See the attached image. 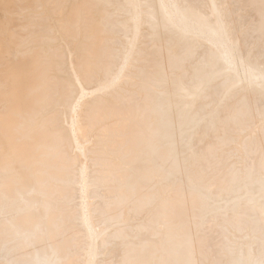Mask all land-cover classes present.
Here are the masks:
<instances>
[{
    "label": "rangeland",
    "instance_id": "obj_1",
    "mask_svg": "<svg viewBox=\"0 0 264 264\" xmlns=\"http://www.w3.org/2000/svg\"><path fill=\"white\" fill-rule=\"evenodd\" d=\"M8 1H9V7L11 6L10 9L13 8V12L15 9L19 10V11L15 10L18 14L16 12L14 13L15 15L17 14L15 19L18 18L17 21L20 23L19 24L20 27L19 26L17 27V29H19L18 31L20 32V33H17V37H19V34H22V35L26 34L25 37L20 35L24 38H22V42L20 43V45H21L20 46V52H19L20 54H18V56L23 55L24 53L26 55L28 54L27 56H29L31 54L33 55L34 52L39 51L38 53H36L34 55L37 56L39 54L38 55L39 57L37 56L36 60H38V59H39L38 61L41 60L40 61L41 63L40 62L38 63V61H37L38 64L36 63V64L32 65L33 63H32V61H30L31 62L30 66L32 65V67H33V68L31 67L32 72H31V70H29V69L28 70L30 71V74H31L34 72L33 70L36 68L35 73H36V71L37 72L39 71V73H36L38 76L41 75V72L43 70L42 75L44 77V82H45V85L50 88L49 89L50 92L45 96V98H47V100H44L42 102L41 106L39 105L41 107V108L39 107L40 110L38 109V111L40 113L36 114L37 113L36 112L33 115L34 117L32 116V118H34V122L32 121L33 119L31 118V116L28 115V118L29 117L31 118V120H29V123L32 124V125H30V124L29 125L31 128L33 127L31 130L32 131L36 130V131L35 132H31V130L26 131L25 129L29 128L28 123L26 121V120H28L26 115H27V113L29 114V112H27L26 115H24L22 117L23 119L20 118L21 120H18L19 119L18 117H20L22 114H24V112H22L24 110V108H22L23 109L22 110L20 108L21 106H18V104L22 105L24 102L28 101V99L33 96L34 91L31 92L33 94L29 93L28 94L29 96H26L25 94L23 96V93H21V91H19V89H16V87L17 88L19 87L21 90L22 87L18 86V85H21L19 83L20 82L19 80H22V78L19 75V77L21 79L18 80L19 77H17L16 79L14 78V80H13L12 77H16L18 75L17 73L20 74V72L18 70V63H20V61H22V59H18V57L17 58L13 57V55H12V57L14 59L12 57L11 58L13 59V61L18 59V63H16L17 61L13 62L11 59L9 60L6 57L2 59V60L6 59V60H4L5 62H3L0 59V79L2 78L3 80H1V82L3 81L5 83L4 84L3 82L2 83L0 82V89H1L0 91L5 92V94H6L5 96H3V98L4 97H5V99L8 98V100H6V102H4L5 99L2 98L3 103H5V104L2 103L3 105L1 104L2 101H0V105H1L0 106V116L2 115L1 117L5 118V120L3 118V121H6V123L11 121V119H12L11 115L12 116L13 115L18 116V117L13 116V118H17V120H18L15 123H14V121H11L14 124L11 122L7 123L8 125L9 124L13 125V126L10 125L9 127L7 126V124L5 122H2V120H1L2 123L0 122V124L1 125L3 123L4 124L2 126L0 125V128L2 127L0 129V131H2L4 129L3 127H5L7 132H14L16 134V132L19 129H22V130H19V131H21L19 133L22 135L23 130H25L24 133H26V134H23L25 136H22V137H23V140L27 139L26 140L27 142H30L33 135H35L37 132H39V130L42 128L45 130L47 129L46 131H47L48 135H47V133H45L46 138L47 137L49 138L50 133H52L53 135H55V134L57 135V136H55L56 138H54V139L51 138V140L56 139V141L58 142V144L56 143V148H54V151L52 152V154L55 152H58V156L56 158L62 157L61 158L62 161L60 163L61 166H59L58 171L60 172V174H62V175L66 174L69 177V181L64 185V187H63V185H60L57 183V185H60L59 187H63L65 189L64 196H66L61 202H58V205L61 207L62 211L67 215L65 222H67V221L70 222L69 223L70 229L72 230V228H75L77 226L76 227L77 232H78L77 239H76L74 244H72L71 242L69 243V245L71 246V249H73L74 253L72 252L71 254H72V257H74L73 260H75L76 264H85L86 263V260L89 257L85 253L86 251H89V254H91L90 260L92 263L94 262V264H108L107 262H110L109 264H155L156 261L158 264H161L160 263L161 261L163 262L162 264H164L165 262H166V264H168V263L179 264L180 261L182 263H185V264H187L188 261H189L188 264H208V263L211 264L210 262H212L214 264H219L220 261H223V264H225V262H226V264H231V263L234 264L235 262L233 261L234 262L233 263L232 259L235 260L237 258L236 260H238V258H240V257L244 258V259L248 258L249 259L248 264H251L252 261H253L252 262L253 264H263V262H264V231H261V233H260V229L258 228V226L261 223H264V222H262V221H264V218H263L264 215L261 214V216H260V215L255 214L254 210L252 209V206H253L252 203L254 204L253 201L264 196V194L262 193V192H264V189L262 188V187H264L263 186L264 183H261V182H264L263 177L261 178V175L264 176L263 175L264 174V167L261 166L262 165L261 162L264 163V158H263V156H264V153H263L264 152V125L262 124V123H264V99H260V95L256 94L254 89H249L248 87L246 88L245 83L244 84L240 83L235 88L233 86L227 85L229 83H230V85L232 84L231 82H229L230 77L228 75H226V78H225V76H222V78H220L219 73H218V71L220 70V64L217 61V59H213L215 57L212 53V50L210 49L211 47L207 46V44L205 45V43L203 44V41L201 43L200 40H197V41L193 40L188 35L185 38H183L184 36H182V34L179 31L176 32L177 30H174L175 28L170 27L171 24L164 22V20L161 19V18H163L162 13L157 8V4H155L156 3L155 0H142V2H143L142 10L147 9L146 10L147 13L143 10L144 13L146 14L145 15L146 17L144 16V13H142L144 16V18H142L143 19L142 23L145 21L144 24H146V25L148 24V25L146 26V25L142 24L143 26H146V27L142 26L141 27V29H143L142 31L140 29V33H142V34L141 35L139 34L138 39L141 38V40H138V41H140V43H138V41H137L138 44L136 45V47H137L136 50L138 49L139 51L137 50V53L135 52V54H134L135 56L134 57L132 56L133 59L130 60L131 64L129 63L131 66L128 67V65H127V67L125 69L126 71L124 70L125 72L123 74H125V75H123V76H125V77H123V76L122 77L126 78V79L124 81H123V79H120L122 81V82L119 81L120 83L118 82L120 84V88L118 87L117 84H116L117 88L115 85L109 86V84H110L109 80H111L113 75L117 72V69H118L117 66H119L118 64H121L123 56L125 55V52H127L126 48H128V46H129L128 44H130L129 43L131 41L130 38H132V37H130L131 35H129V34H132L131 33L132 28L130 29V27H131V23L134 19L133 18L134 16L132 13L133 9L131 8V6L128 7V5L130 4V3L128 4L129 1H127V0H125V1L124 0H101L102 2L99 0H91V1H89V0H44V1L43 0H16V1L8 0ZM11 1L13 4H11ZM108 1H109V3H108ZM223 1H224V6H225V11L227 8V13L225 15L232 22V23H230L231 27L229 24V22H230L229 20H227V21H229L227 23H228L229 27L232 29V32H234V36L239 38V46H241V48L239 47V49H240L241 53H243L245 56L248 57V55L251 53L249 51H252V53L255 51L254 54H252V53L250 54L249 58L250 59L254 58V60H255V57H256V60H258L257 62H259L261 65L262 64L264 65V19H262L264 16H261V14L262 15L264 14V0H259V1L255 0L253 9H251L250 7L253 6L252 2L254 0H251V1L244 0L243 2L244 3L246 2L245 4L242 2V0H240V1L239 0H223ZM122 2H124V3L122 4ZM125 2L128 5H126ZM192 2L195 5H197L199 11L202 14H206L208 16V13H209V15H210V8H209L207 0H192ZM238 2L239 3L242 2L241 6H243L242 4H244V7H246V8H242V7L238 6V5H240ZM256 2H259L258 4H260V5L258 6L257 4H255ZM236 3H237V5H236ZM77 4H79V6ZM155 5H156V7H155ZM234 5H235V7H234ZM40 6H42V7H40ZM144 6H146V7H144ZM230 6H231V9H230ZM255 6H256V8H255ZM260 6H262V7L260 8ZM6 7H8V6H6ZM258 7L260 9H258ZM101 8H102V10L100 11ZM103 8H105V9H103ZM150 8H152V9H150ZM208 8H209V10H208L209 12L207 11ZM233 8H237V9H233ZM248 8L251 11L248 10ZM88 9H89V11H88ZM96 9L97 10L99 9L98 10L99 12ZM155 9H156V11H155ZM238 9L240 11L242 10L241 13ZM243 9H245V10L243 11ZM255 9L259 10V12L257 13V10H255ZM7 10H9V9H7ZM118 10H120V11H118ZM157 10H159L160 12L159 11L157 12ZM230 10H232V11H230ZM4 11H5V14H3L4 16L6 14H9V15H11V14L8 13V11L6 12V8H5V10L3 9L2 11H0V13H1L0 14V29H1V31H0V37H1L0 38V44L5 49H7V47H5V46L8 45V43H9L8 41H10V40H8V38H10V39L14 38L13 36L16 35L17 29L15 26L18 25V22L16 23L17 25H15L16 21L14 22V20H13L14 24L11 22L10 19H9V21L11 23L6 21V20H8V18L14 19L15 15L13 14L14 16L11 15L9 17H8V15H6V17L4 18V16L2 15V12L4 13ZM25 11L26 12L28 11V12L26 13ZM238 11H239V13H238ZM248 11L250 13H246ZM155 12H156V14H154L155 16L153 17L152 13H155ZM231 12H232V14H231ZM243 12H245L247 15H245ZM235 13L239 14L240 18L237 17L238 15L235 16L236 15ZM242 13L244 16L242 15ZM65 14H67L68 16H65ZM97 14H98V17H97ZM248 14H249V16H248ZM258 14H260V15H258ZM28 15H30V16H28ZM76 15H77V19H76ZM149 15H151V16L149 17ZM156 15L157 16L159 15L158 18L160 19V21ZM233 16H235V17H233ZM250 16L252 18L249 19ZM254 16H257V17L255 18ZM231 17H233V19ZM1 18L2 19L4 18V19L2 20ZM58 18H60V19H58ZM53 19L55 20L54 22H53ZM129 19L132 21L131 22L128 21ZM48 20H49V22H48ZM73 20H75V21L73 22ZM97 20H99V21L96 22ZM161 20H163V21H161ZM238 20H239V22H238ZM241 20L243 22L245 20V23L240 24V22H242ZM248 20L249 21L251 20V21L249 22ZM260 20H262L263 23L260 22ZM32 21H33V23H32ZM52 22H53V26H52ZM95 22H96V24H95ZM234 22L237 24H235ZM254 22H255V24H254ZM165 23H167V24H165ZM11 24H13L14 26L13 25L11 26ZM24 24H25V26H24ZM150 24H151V26H150ZM158 24H159V26L160 25H162V26L159 27ZM97 25H98V27H97ZM119 25H121V26H119ZM122 25H124L125 27ZM163 25H164V27H163ZM246 25H249V27H251V28L249 29V27L248 26L246 27ZM156 26L158 27L157 29L154 28ZM165 26H167L168 28H165ZM12 27H14L15 28L14 30H16V31H14L15 34H13V32H12L13 31ZM53 27H55L56 29ZM24 28L26 30H24ZM149 28L152 31H150ZM20 29L22 31H20ZM158 29H160V32L159 31H157V32L160 34H158L156 32V30H158ZM162 29H164V30H162ZM166 29H169L170 31L166 30ZM9 30L11 31L10 34L8 33V32H10ZM56 30L58 32L60 30V33H58ZM235 30H236L237 34H235L236 33ZM238 30H239V32H238ZM4 31L5 32L7 31V32L5 33ZM53 31L55 32L54 34H53ZM242 31H244L245 33ZM22 32L23 33L25 32V33L23 34ZM172 32H173V35H172ZM249 33H250V35H249ZM56 34H58V35H56ZM65 34H66V36H65ZM246 34H247V36H246ZM151 35H153L155 37L152 38L153 36L150 37ZM179 35L181 36V39H178V38H180ZM160 36H162V37H160ZM250 36H253V37H250ZM145 37H147V38L145 39ZM187 37H189V38H187ZM58 38H61V39H58ZM101 38H102V41H101ZM123 38H124L126 43L124 42ZM126 38H127V40H126ZM142 38H143V40H142ZM255 38L257 41L256 40L254 41ZM154 39L156 40L155 43L153 42V41H155ZM157 39H161V40H158V42H157ZM260 39H261V41H260ZM128 40H130V41H128ZM45 41H47V42H45ZM60 41L61 42L64 41V43H61ZM192 41H194V42L191 43ZM151 42H153L154 44ZM160 42H163V43H160ZM186 42H188V43H186ZM241 42H242V44H241ZM67 43H69V44L67 45ZM22 44H23V46H22ZM73 44H74V46H73ZM78 44H79V46H78ZM126 44L128 45L127 47H126ZM141 44H144V45H141ZM176 44H178L179 46ZM199 44H201V45H199ZM252 44L255 46V48L250 47V48H253V49H250L249 46H252ZM189 46H191V47H189ZM65 47H67V48H65ZM73 47H74V50H73ZM173 47H174L175 52L173 50ZM176 48H178V49H176ZM203 48H204V50H203ZM248 48H249V50L247 51ZM97 49H98V54L96 52ZM199 50L202 52H200ZM69 51H72V52H69ZM73 51H75L76 53ZM155 51H156V53H154ZM68 52H69V55H68ZM246 52H248V53H246ZM71 53L73 55H70ZM202 53H203V55H202ZM74 54H76L75 57H74ZM185 54H186V56H185ZM197 54H199V55H197ZM206 54H207V57H206ZM155 55H156V59H154V61H152ZM68 56L69 57L71 56V58L69 59ZM207 58L209 61L207 60ZM67 59L71 61V67H69L70 65H68V64L70 63V61H68ZM205 59L209 63H211L212 60H214V62H212L213 64L218 62L215 65L218 66L219 68L216 66H213L212 63L210 65H209V63H208V65H206L207 62ZM85 60L87 63L89 73L91 74L87 78L81 77L82 75L80 72V62L85 61ZM138 60H140V61H138ZM261 61H262V63H261ZM11 62L15 63V65L16 64L17 65L14 66V64H12ZM9 63H11L14 68H12V65L10 64L11 65L10 66ZM5 64L8 65V66L7 65L6 66L9 69L5 66ZM152 64H153V68L155 65L154 73H148L147 74L148 71L153 70ZM40 66H41V68H40ZM136 66H138V67H136ZM38 67L40 69H37ZM4 68L7 70L5 71ZM71 68H73L74 70H72ZM127 68H129V70ZM201 68H202V70H201ZM211 68H213V73H212ZM214 68H216L215 72L217 71V73L214 72ZM14 69H16V70H14ZM26 69H27V67H26ZM8 70H12L15 73L14 74L11 71H9V72H11V74H13V76L10 78H9L10 75H7V74H9V73H7ZM15 71H18V72H15ZM76 71H77V73H76ZM205 71H207L208 73L210 71L212 73V74L209 73L210 76L215 75L214 79L220 78V80L215 79V81H214L213 76L210 77L208 75V73ZM4 72H6L7 74H5ZM63 72H65V73H63ZM78 72L80 73L81 76H79ZM199 72H201V74ZM3 73H4V75H3ZM74 73H76L78 75V77H80L79 79H80L81 84L88 87L89 89H96V88L100 87L98 90H96V92L97 91L99 92V90L101 89L102 83L104 85H106V84L108 85L107 86L108 88L106 89L107 92L106 91L102 92L103 87L106 88L105 86H103L102 90H100V94L98 92H97L98 95L96 94V92H95V94L93 93L94 99L89 96V97H87L89 99L86 98L87 100L84 98L83 102H86V103H83V102L80 103L82 110L79 109V111L82 113L79 112V115H80L79 117L83 121L81 123L83 128H82V131L80 132L81 135L78 134L79 137L81 136L80 139L77 135L78 140H80L81 144L84 143L85 144L84 146L88 145V147L89 146L91 147V148L86 147V149H85L86 154L84 153V156H80V159H82L84 161L85 158L87 159V157H89L87 160H85L87 162H84V163H87V164H85V167L88 169L87 170L88 172L86 171L87 172L86 177L88 178V176L90 175L89 178L87 179V181L89 183V189H90L89 202H90V204H92L91 205L92 207L90 206L89 208H91L90 211L92 212V217H93V218L91 217V219H94L91 221L95 224V227L97 230V235H98L97 240L99 239L98 243H94L95 240H93V242H92L91 240L86 238V235H85L86 231L84 230V227L78 225V223H80V221H81L79 219V217L81 216V205H80V203H81L80 198L81 197L79 194L80 193V190H79L80 185L78 186L77 184L78 183L81 184V182H80L81 181L80 180L81 179L80 178L81 172L79 171V169H81L82 163H79L80 159L78 157H79L80 153L79 152L75 153V151H77V150H75V148L73 147L72 141H71V136L68 132V126H69L68 123L70 121L71 110H72L71 108H73L74 104L76 103L77 97L80 95V92H78V91H80L78 88L80 86H78L79 83L76 82V80L74 79V77H75ZM176 73L179 74L180 77L179 76L176 77L177 76ZM205 73H207V74L205 75ZM190 74L192 75V77ZM195 74L199 75V77ZM216 74H218L217 77H216ZM1 75L8 76V79H7V77L3 78ZM126 75L130 78L126 77ZM146 75H149V76H146ZM193 75H195V76H193ZM207 76H209V77H207ZM176 78L177 79L180 78V84L182 86H180V84L178 83L179 79L177 80ZM208 78H211V79H208ZM129 79H131L130 82H129ZM161 79H162V81H161ZM165 79H166V81H165ZM204 79L205 80L208 79L209 81L207 80V83H205L206 81ZM212 79H213V81H212ZM226 79L229 80L228 83H225V82H227ZM172 80H174V81H172ZM183 80H184V82H183ZM216 80H218V81H216ZM221 80L223 81L224 84H222ZM132 81H133V83H132ZM134 81H135V83H134ZM169 81H170V83H169ZM202 81H204V82L201 83ZM141 82H143V84ZM158 82H160L161 85ZM208 82L210 84L209 86H208ZM156 83H158L160 86ZM204 83H205L207 89L203 87V86H205ZM190 84H192V85H190ZM199 84L203 85V86L200 85V87L202 86L203 89L201 88L199 90L200 87L197 88V86H199ZM221 84H222V86H221ZM147 85H149V86H147ZM177 85L180 86V88ZM189 85H190V87H189ZM239 85L241 86L240 88L238 87ZM220 86L225 87V88L223 89ZM12 87H14V88H12ZM149 87H151L152 89ZM183 87H186V88H183ZM230 87H231V89H230ZM8 88H9V90H7ZM110 88H111V90L108 91V89H110ZM112 88H113V90H112ZM177 88H178V90H177ZM188 88H189V91L194 90V91H196V93L198 92L197 96L199 98H196L195 96H194L195 98L191 97L190 99H193V100H190V102H189L188 97H183V96H186L187 93L185 95V93L182 92L183 91L182 89H184V92H186L188 90ZM194 88H197L199 91L197 89L195 90ZM159 89H161V90L163 89L162 91L164 93L170 92L169 93L170 96H168V94H163V92L162 91L160 92ZM233 89H236V90H234V92H233ZM14 90H16V91H14ZM155 90L159 91L160 93L156 92ZM164 90H166V91H164ZM176 90H177V93L180 90V92L183 94H181L179 92L178 93L179 95H178L177 93H175ZM8 91H13V92L19 91L18 95H20V93H21L22 98H21V96H20V99L18 98L19 96L15 97L17 95L15 93H12V92H9L11 96L7 95ZM201 91H202V94L205 92V94H204L205 96H203L201 94ZM101 92H102V94H101ZM199 92H200V94H199ZM224 92L227 96L232 95V98L228 99L229 101L227 100L228 97H226ZM103 93H105V94H103ZM13 94H14V96H13ZM241 94H242V96H241ZM160 95H163V96H160ZM233 95H234V97H233ZM6 96H7V98H6ZM12 96L14 99L13 103L11 101ZM175 96H179V97H177V100L175 99L176 98ZM250 96H251V98H250ZM1 97H2V95H1ZM59 97H61L62 99ZM162 97L165 99H163ZM222 97H226V98H222ZM101 98L102 99L105 98L107 100V107H108L109 111L107 113H106V111H100V113L99 112L96 113L97 117L95 116V117L91 118L92 122L86 123V121H85L87 119L86 115L88 114L87 112L90 109V106L94 105L93 103H95L97 100H99ZM184 98H186V99H184ZM15 99L16 100L19 99V101L18 100L16 101ZM182 99H183V102H182ZM194 99L196 100V102H194ZM198 99L200 101H197ZM221 99L223 101H221ZM247 99H248V101H247ZM20 100H22V101H20ZM185 100H187V101L184 102ZM15 101H16V103L18 102L16 104L17 107L15 106ZM103 101H101V102H103ZM191 101H192V103H191ZM19 102H21V103H19ZM188 102L191 105L195 104L196 109L194 106L193 107L191 105L187 106V105H189ZM220 102L222 103L221 105H220ZM46 103H47V105H46ZM152 103H157L159 105V110H161V111H163V109L166 108L168 110L169 116L172 118L171 120L169 119L170 120L169 126H171V127H168L170 129V132L172 131V133L169 132V136H168L169 138L167 139V141L165 143L167 147L171 143L170 144L171 149L169 147L168 148L171 150L172 154L169 155V157L171 156L170 159L168 157H167V159L165 157L164 158L162 157L164 160L168 161V164L166 163V161H163L162 159H160L161 155L159 157V155L157 153L152 151L151 146L154 145L156 142H158V140L161 139L160 134L158 132H155V130L153 129L155 127V125H154L155 122L158 120L157 119L158 115H156V111H154V113H155L154 114L153 111H151L150 109L146 110V108L150 107ZM83 104H84V106H83ZM98 105H99V102H98ZM170 105H172V106L170 107ZM212 105H213V107H212ZM216 105H218L219 110H217V108H215ZM223 105L224 106L226 105L225 108L223 107ZM24 106L25 105H22V107H24ZM48 106L50 108H48ZM9 107L14 109V111L12 109H10ZM13 107H16V109H18L16 115H15V113L11 114V111L16 112L15 111L16 109ZM57 107H59V108H57ZM182 107H183V109L181 110ZM186 107L191 108V109H189L190 113H188V114L186 113L188 111ZM210 107H212V108L210 109ZM244 107H245V109H244ZM20 109H21V111H20ZM200 109H201V111H198ZM230 109H231V112H230ZM111 110H114L115 112L111 113ZM195 110H196V112H195ZM3 111H4V113H3ZM18 111L20 113L22 112L20 116H19ZM42 111H44V112H42ZM182 112H184V113H182ZM206 112H209V113L211 112L210 114H213V112H214V114L210 115L208 113L209 114L208 115ZM205 113H206V115H205ZM7 114H10L9 115L10 121L8 120ZM183 114H184V116H183ZM46 115H47V117H46ZM68 115H70V116H68ZM215 115L220 116V119L218 117V120H217V117ZM37 116H38V118H37ZM251 116H254L255 118L251 117ZM25 117L27 119H25ZM44 117H45V119H44ZM174 117H176V118H174ZM184 117H187L186 120ZM207 117H208V119H206ZM211 117H213V118H211ZM41 118H42V120H40ZM12 120H15V119H12ZM23 120L26 122L24 123ZM199 120H200V122H199ZM20 121L23 124H20L21 123ZM45 121H46V124H45ZM205 121H206V123H205ZM211 121H213V122L215 121V124L213 122L211 123ZM64 122H67V124H65ZM180 122H182V123H180ZM196 122H197V124H196ZM37 123H39V124H37ZM200 123H202V124H200ZM258 123H259V125H258ZM5 124H6V126H5ZM16 124L18 125V127ZM24 124L28 128L23 126ZM198 124H200V127ZM44 125L45 126L49 125V126L48 127L46 126L47 127L46 128ZM197 125H198L199 130L202 132V135L200 134L201 132L196 131V130H198L196 128ZM214 125L218 126L219 128H216V126H215V128H213V131L215 129L216 130L213 133V131H211V130H212V127H214ZM14 126H16L18 129ZM24 127H25V129H23ZM179 127H181V129ZM190 127L193 129H190V131H189L188 129ZM210 127H211V129H210ZM54 128L56 129L55 132H54ZM172 128H173V130H172ZM14 129L16 131H14ZM83 129H86V130H83ZM202 130L204 131V133ZM93 131H94V134H93ZM130 131H135V132H138L140 134L141 139L139 141V149L141 150V152H139V153H141V155H138V153L136 154V152L132 151L129 147L128 135H129ZM150 131H151V133H150ZM218 131H219V133H218ZM253 131H254V134H253ZM3 132L4 131H2L0 133L4 136L7 132H4L5 134H3ZM27 132H30L29 133L30 138L27 137V136H29L27 134ZM190 132L192 133V135H190L191 134ZM216 132H217V135H215ZM246 132H248V134ZM250 132H252V136H251ZM31 133H33V134L31 135ZM83 133L86 135H84ZM193 133L195 136L196 135L197 136L199 135V136L198 137L196 136L197 137L196 138L193 135ZM1 134H0V140L2 141V139H3L5 141V138L6 137L8 138L10 133L9 134L7 133L5 138H2L3 136ZM20 134H17L19 139L22 138ZM167 135L168 134H166V136ZM247 135H249V136L247 137ZM13 136H15L16 138ZM17 136L13 134L12 136L10 135V137H9L10 139L8 138L11 142H13L12 145L10 142V144L8 145L9 147L7 146V148H9L10 150L7 149L6 147H5L6 150L4 148V145L6 146L9 142L8 139H7V141H5V144L2 141L1 145H0V149H1L2 143L4 144L2 146L3 148L1 149V150L4 149L3 150L4 152H2L0 150L1 155L4 153L3 156L0 155V157H3V158H0L1 159L0 161L1 162L6 161L7 163L6 162L5 163L8 166V167L5 166L6 164L4 162H2L0 164V167H1L0 171L4 168V166L6 167V169H8V171L6 169H4V171H1L0 173L4 174L6 176L8 174H11L10 175L11 177L9 175L6 177V179H8V177H9V180L11 182L9 184L11 187L8 186L10 188V195H12V193L14 192L13 189L19 184V183H16L15 180H17L19 182V178L21 176H23V174H24V173L21 174V172H25V170H23V167L25 169H27V167H25V166H28V168L30 169V170L29 169L27 170L28 174L34 172V170H35L34 167H32L33 165L28 163L29 159L26 158V155L29 156V154H30V150H28L29 143L27 146V142H25V141L23 142L22 139L19 140L17 138ZM120 136H121V138H119ZM186 136H188V137H186ZM11 137H13V139L14 138L15 139L11 140ZM236 137H239L241 139L236 138ZM234 138H235V140L236 139H239V140L235 141ZM246 138L249 141L245 140ZM259 138H261V139L259 140ZM88 139H90V140L88 141ZM91 139H93V141H91ZM183 139L185 140V142H187V144L184 142ZM44 140H45V138H44ZM207 140H208L209 144H208ZM90 141H91V143H90ZM21 142L23 145L25 143L24 146L26 148L24 146H22V148H21L20 145H18V144H21ZM188 142H189V145L193 148L188 146ZM258 142H261V144ZM92 143H94V144H92ZM191 143H192V145H191ZM233 143L235 145H237L238 147L234 146ZM256 143L258 145H256ZM14 144L18 145V146L16 145L17 150H16V148H15L16 146H14ZM185 145H186V147H185ZM259 145L262 146V148L259 147ZM12 146H14L13 152L17 153V155L15 153L16 156H14V158L16 157L15 160H14V158H13V160H12V158H10L11 156L14 155V153L10 154L12 152V150H11ZM19 147H20V149H19ZM103 147H105L106 151ZM239 147H241V148H239ZM254 147H256V149ZM258 147H259V149H258ZM14 148L16 151L14 150ZM65 148H66V150H65ZM21 149H22V151H20ZM186 149H188V150H186ZM257 149L259 151H257ZM24 150H25V152H24L25 153V160L23 159V157H24L23 151ZM26 150H28L29 152H27ZM189 150L190 151L192 150V154L194 155V157L189 152ZM237 150H238V152H237ZM260 150L263 154L262 155L263 159H260V157H261ZM69 151H70V153H69ZM7 152L10 155H6ZM18 153H23L22 154L23 157H20V154H18ZM71 153H75V155L74 154L72 155ZM183 153H184V155H183ZM220 154L221 155L223 154V155L221 156ZM255 154H258V155L260 154V156L255 155ZM5 155L7 157L9 156L10 159L9 158L8 159L10 161L12 160L13 162L14 161L16 162L17 160L20 159L16 163L14 162V164L19 165L20 168L17 167V165H13L11 162L10 163L13 166L12 165L9 166V164H8L9 160H7V158H4ZM128 155H129V157H128ZM122 156L124 157V159ZM125 156H126V158H125ZM253 157L255 159L258 158L259 160L258 159L255 160ZM21 159H22V161H21ZM82 160H81V162H83ZM161 160L164 163H162ZM192 160H194V161L192 162ZM257 160H258V163H257ZM241 161H243V162H241ZM116 162H118V163H116ZM214 162H216V163L214 164ZM21 163H22L23 167H22V165H20ZM107 164L109 166H107ZM111 164H112V166H111ZM126 164H128V165H126ZM190 164H192V166ZM1 165H4V166H1ZM122 165H124V166H122ZM189 165L191 166V168L194 171L191 170ZM14 166H16L17 168ZM78 166H80V167H78ZM104 166H106V167H104ZM116 166H118V167H116ZM164 166H165V168H163ZM129 167L131 168V170ZM187 167H188V169L190 168V171L187 169ZM251 167H253V168H251ZM18 168L21 169V172L17 171ZM117 168H118V170H116ZM133 168H134V170H133ZM227 169H228V171H227ZM103 171H104L105 175H104ZM113 171H114V174L111 175L110 173L111 172L113 173ZM119 171L121 172L122 180L120 179L121 177H120ZM165 171H166V173H164ZM186 171L189 173H187ZM3 172H5V173H3ZM144 172H146V173H144ZM193 173H195L196 174L195 176H197V177H195ZM144 174H145V176H144ZM16 175L19 177H17ZM160 175H161V177H160ZM256 175L259 179L256 177ZM112 177H114L116 179V182H115V179ZM130 177H132V178H130ZM146 177H147V179H146ZM194 177L197 179V182H196V179ZM251 177L253 178V181H252ZM78 178H79V180H78ZM168 178H169V180H168ZM260 178H261V181H260ZM148 179H150V181ZM178 179H179V181H178ZM241 179H242V181H241ZM256 179H257V181H256ZM144 180L148 181L150 183L148 184V183L144 182ZM174 180H176V181H174ZM243 181L245 182L246 185L243 183ZM258 181H260V182H258ZM2 182H4V179ZM2 182L0 181V183H2ZM103 182H105V183H103ZM120 182H123V183H120ZM174 182L176 184H174ZM239 183H240V185L242 184V186H240ZM251 183H253V184H251ZM115 184H116V186H115ZM119 184H120V187L118 186ZM143 184H145L144 187H142ZM193 184L196 187L192 186ZM148 187H150V188H148ZM191 187H193V188L191 189ZM240 187H242V188H240ZM246 187H247V189H246ZM1 188H0V190H1ZM99 188H101V189H99ZM143 188H144V190H143ZM188 188H189V191H188ZM243 188H245V189H243ZM102 189H104V190H102ZM148 189H151L150 190L151 192ZM237 189H238V191H237ZM126 190H127V192H126ZM198 190H199V192H198ZM254 190H257V191L255 192ZM147 191L150 194H148ZM245 191H246V193H245ZM257 192H258V194L261 193L262 196H258ZM119 193H121V194H119ZM254 193H256V194H254ZM246 194H248V195L246 196ZM145 195H147L148 198L145 197ZM219 195L220 196L222 195L221 196L222 198ZM218 196H219V199H218ZM254 196H256V198ZM248 197H250V198H248ZM166 199H167V202H166ZM220 199H222V200H220ZM226 199H228V200H226ZM237 200H238V202H237ZM30 202H33V204ZM117 202L120 204H118ZM225 202H227V203H225ZM121 203L124 205L121 206ZM1 204H2V202L0 201V218H1L0 224L1 225L4 222L6 223L7 221H9L11 219V214H13L16 210H19V208H23L25 211L40 210L42 212L43 218L46 219L47 213L44 212V209L46 208V206H47V209L50 207L48 203L41 202L40 200L33 199V198L27 199V201L22 202V204H20L18 206H15V204H13V203H11V206L9 205L10 207L9 206L6 207L4 205L1 206ZM102 204L104 205V208L106 209L105 212H103V213H104V215L105 214L106 215L104 218L99 220L97 215H96V212H95L97 210V209H95L96 208L95 206H99V205L101 206ZM117 206H121V207L119 208ZM206 206H208V207H206ZM248 208L249 209L251 208L250 209V211H251L250 217L251 218L249 217L250 221H248V218H247L250 215V213H249L250 211ZM229 209H231L232 212ZM148 211H149V213H148ZM190 211H192V212H190ZM213 212H215L216 214L214 215ZM145 213H147L148 215ZM231 213H233V214H231ZM202 214H206V215H202ZM124 215H126V219H124ZM144 215L148 219L145 218ZM262 215H263V217H262ZM20 216L21 215H19V217ZM209 216L211 218H214V217L215 218L211 219ZM242 216L245 220L248 221V223H245L247 221H245V220L243 221V218H240ZM245 216H246V218H245ZM153 217H154V220H153ZM151 219L154 221V223L151 222ZM209 219H211V220H209ZM131 220H134V221H131ZM231 220H233V221H231ZM202 222H203V224H202ZM210 223H211V225L209 226ZM244 223L246 224V226H248V230H247V227L245 226ZM143 224H145V226ZM192 224H195V225H192ZM158 225H160V226H158ZM124 226L126 228L129 227L128 228L129 230L127 229V231H126ZM161 226H162V228H160ZM144 228H145V230H143ZM156 228H159V229L157 230ZM3 229H2V227L0 228V245H1L0 246V264L1 263H3V264L12 263L13 260L15 261L17 259L18 260L24 259V256L26 255L23 253L24 251H28V253H33L35 249H38V247H40L42 245L45 246L44 249L48 254V255L46 254L45 258L42 259V261H41L42 263H53L52 260L54 258L56 261H59V262L61 261L60 260V258H62L61 253L57 254L58 258H56V254L51 253L53 251V249L50 247V241L49 240L44 241L42 243V245L41 244L33 245L32 241H31L32 238H29L30 235H33L32 233H30L29 235H25L23 239H20L22 232L19 228L13 229L12 227H10L6 231H3ZM153 229H155L157 231V233H155V230L153 231ZM176 229H177V231H176ZM164 230H166V232ZM194 231H195V233H194ZM230 231H232V232H230ZM238 231H239V233H238ZM250 231H252V232H250ZM112 232H120V235L109 239L108 235ZM143 233H144V235H142ZM243 233H244V235H243ZM155 235H157L160 238H158ZM249 235L251 236V238H249L250 237ZM8 236H10V237L7 238ZM144 236H145V238H144ZM156 237L158 239H156ZM163 238H165V240ZM221 238H223V239H221ZM101 239H103V240L101 241ZM97 240H96V242H97ZM243 240L244 241L246 240L245 241L246 244H245V242H242ZM249 240L251 242L253 241L252 244L250 243ZM151 241L154 243H152ZM165 241H168V242L164 243ZM21 242H27V244L24 245L25 247L21 248V246H20ZM156 242H158V243L155 244ZM234 242L236 244L238 242V244L236 245ZM125 243H126V245H125ZM130 243H132V244H130ZM163 243H164V246H166V247L163 246ZM241 243H242V245H241ZM247 243H249L248 246H247ZM133 244H135V245H133ZM143 244H145V245H143ZM187 244L189 246L188 252L186 253V255L185 254L182 255L181 251L179 249L183 245H187ZM112 245H114V246H112ZM139 245H141V246H139ZM149 245H150V247H149ZM154 245H155V247H154ZM86 246H87V248H86ZM92 246H93V249H91ZM146 246H148V247H146ZM241 246H243V247H241ZM244 246H247L248 248L244 247ZM145 247L147 249H150V251L146 250ZM109 248H111L113 252ZM154 248H155V250H153ZM159 248H162V249L159 250ZM132 249H133V251H132ZM164 250L167 251V253ZM170 250H172L173 252L171 251V253L169 254L168 252H170ZM206 250H207V252H206ZM262 250H263V252H262ZM211 252L215 253V254H212L213 257L210 254ZM246 252L247 253L249 252L248 254H250V255L248 256V254ZM252 252H253V254H252ZM172 253H174V255L177 256V258H175ZM110 254H111V256H110ZM167 254H169L171 256V258ZM150 255H153V256H150ZM210 255H211L212 260L210 259ZM230 256H231V258H230ZM183 257H185V258L183 259ZM228 257H229V259H226ZM108 258H110V259L108 260ZM151 258L152 259L154 258V259L152 260ZM230 259H231V261L229 262ZM250 259H251V261H250ZM106 260H108V261H106ZM194 260H195V262H193ZM218 260H219V262H218ZM142 261H143V263H142ZM258 261H260L262 263H257ZM111 262H114V263H111ZM31 263H32V261H31ZM61 263L67 264V263H63V260ZM220 263H222V262H220Z\"/></svg>",
    "mask_w": 264,
    "mask_h": 264
},
{
    "label": "bare ground",
    "instance_id": "obj_2",
    "mask_svg": "<svg viewBox=\"0 0 264 264\" xmlns=\"http://www.w3.org/2000/svg\"><path fill=\"white\" fill-rule=\"evenodd\" d=\"M14 1H16V0H14ZM44 1V0H43ZM89 1H91V0H89ZM88 1V2H89ZM99 1H101V0H99ZM125 1V0H124ZM127 1H129L128 2V4H126V2ZM126 2H125V4L126 5H128V7H130L131 6V8L133 9V11H132V13H133V21L132 20H128V21H132V23H131V27H130V29L132 30V34H129V35H131L130 37H132V38H130L131 39V41L130 40H128V41H130L129 43L130 44H126V47L128 46V48H126L127 49V52H125V55L123 56V59H122V61H121V64H118L119 66H117V72L113 75V77H112V79L111 80H109L110 81V84H109V86L110 85H115L116 86V88H117V85H118V87L120 88V82L119 81H121L120 79H123V81L126 79V78H123V77H125V76H123V75H125V74H123L126 70V67H127V65H128V67L129 66H131L130 64V60L131 59H133V57L135 56L134 54H135V52L137 53V50H136V45L138 44V43H140V41H138V40H141V38L140 39H138V37H139V34L141 35L142 33H140V29H141V27L143 26V25H146V24H144V22L142 23V18H144V16L146 15L145 13H144V11L146 12V10H142V4H143V2H142V0H127ZM208 1V5H209V8H210V15H209V13H208V16L206 15V14H202L200 11H199V9H198V7H197V5H195L193 2H192V0H155V4H157V8L161 11V13H162V17L163 18H161V19H163L164 20V22H167V23H169V24H171L170 25V27H173V28H175L174 30H177L176 32H180L181 34H182V36H184L183 38H185L187 35L188 36H190L193 40H195V41H197V40H200L201 41V43H202V41H203V44L205 43V45L207 44V46H210L211 48V50H212V53H213V55H214V57L215 58H213V59H217V61L219 62V64H220V70L218 69L219 67L218 66H216L215 64L216 63H218V62H216L215 64H213L212 62H214V60H212V65L213 66H216V67H218L217 69L219 70L218 71V73H219V76H220V78H222V76H225V78H226V75H228L230 78V81L229 80H227V82H225V83H228V81L229 82H231L232 84L230 85V83L229 84H227V85H229V86H233L234 88L235 87H237V85L238 84H240V83H245V86H246V88L248 87L249 89H254L255 90V93L256 94H259L260 95V99H264V65L262 66L259 62H257L258 60H256V57H255V60H254V58L253 59H250L249 57H250V54L252 53V51H249V52H251L249 55H248V57L247 56H245L243 53H241V51H240V49H239V47L241 48V46H239V38H237V37H235L234 36V32H232V29L230 28L231 27V24L230 23H232L231 22V20H229V18L228 17H226V13H227V8H226V11H225V6H224V1L223 0H207ZM240 1V0H239ZM244 0H242V2H243ZM248 1H251V0H248ZM257 1V0H256ZM259 1V0H258ZM6 2V3H5ZM29 2V1H28ZM31 2V1H30ZM64 2V1H63ZM62 2V3H63ZM77 2V1H76ZM87 2V3H88ZM95 2V1H94ZM102 2V1H101ZM100 2V3H101ZM114 2V1H113ZM234 2V1H233ZM232 2V3H233ZM241 2V3H242ZM254 2H255V0L252 2V4H253V6L252 7H250L251 9H253V7H254ZM24 3V2H23ZM26 3V2H25ZM107 3V2H106ZM108 3H109V1H108ZM124 2H122V4H123ZM226 3V2H225ZM239 3V2H238ZM241 3H239L240 5H238V6H240V7H242V8H246V7H244V4L246 3H244V4H242L243 6H241ZM249 3V2H248ZM259 2H256L255 4H257L258 6L260 5V4H258ZM11 4H13L12 3V1H11ZM17 4V3H16ZM28 4V3H27ZM41 4V3H40ZM76 4V3H75ZM118 4V3H117ZM121 4V5H122ZM146 4V3H145ZM144 4V5H145ZM198 4V3H197ZM24 5V4H23ZM34 5V4H33ZM78 6H79V4H77ZM82 5V4H81ZM80 5V6H81ZM88 5V4H87ZM96 5V4H95ZM119 5V4H118ZM120 5V6H121ZM147 5V4H146ZM230 5V4H229ZM236 5H237V3H236ZM262 5V4H261ZM6 6H8L9 7V1L8 0H0V11H2L3 9L5 10V8H6V12L8 11V13H10L11 15H13L18 9H15L14 10V12H13V8L12 9H10L11 8V6L8 8V7H6ZM39 6V5H38ZM84 6V5H83ZM100 6V5H99ZM116 6V5H115ZM148 6V5H147ZM40 7H42V6H40ZM73 7V6H72ZM76 7V6H75ZM107 7V6H106ZM127 7V6H126ZM144 7H146V6H144ZM155 7H156V5H155ZM234 7H235V5H234ZM237 7V6H236ZM262 6H260V8H261ZM3 8V9H2ZM15 8V7H14ZM99 8V7H98ZM109 8V7H108ZM209 8L207 9V11L209 10ZM238 8V7H237ZM237 8H233V9H237ZM255 8H256V6H255ZM259 7H258V9H260ZM7 9H9V10H7ZM103 9H105V8H103ZM116 9V8H115ZM150 9H152V8H150ZM230 9H231V6H230ZM97 10V9H96ZM99 10V9H98ZM97 10V11H98ZM102 10V8L100 9V11ZM121 10V9H120ZM120 10H118V11H120ZM123 10V9H122ZM127 10V9H126ZM154 10V9H153ZM159 10H157V12L159 11ZM204 10V9H203ZM239 10V9H238ZM245 9H243V11H244ZM248 10H250L249 8H248ZM255 10H257V9H255ZM19 11V10H18ZM35 11V10H34ZM61 11V10H60ZM88 11H89V9H88ZM143 11V12H142ZM155 11H156V9H155ZM159 11V12H160ZM230 11H232V10H230ZM234 11V10H233ZM240 11V10H239ZM239 11H238V13H239ZM242 11V10H241ZM241 11H240V13H241ZM247 11V10H246ZM251 11V10H250ZM262 11V10H261ZM26 12V11H25ZM28 12V11H27ZM26 12V13H27ZM47 12V11H46ZM99 12V11H98ZM122 12V11H121ZM209 12V11H208ZM259 12V10H257V13ZM17 13V12H16ZM32 13V12H31ZM68 13V12H67ZM89 13V12H88ZM123 13V12H122ZM142 13H144V16H143V14ZM147 13V12H146ZM245 15H247L246 13H250L249 11L248 12H243ZM243 13H242V15H243ZM1 14V13H0ZM3 14H5V11H4V13L2 12V15ZM18 14V13H17ZM16 14V15H17ZM48 14V13H47ZM153 14V17L155 16L154 14H156V12L155 13H152ZM231 14H232V12H231ZM236 14V13H235ZM261 14V13H260ZM260 14H258V15H260ZM6 15H8V17L9 16H11V15H9V14H6ZM6 15L4 16V18L6 17ZM15 15V14H14ZM13 15V16H14ZM16 15L14 16V19L13 18H8V20H6V21H8V22H10L9 21V19L11 20V22L13 23V20H14V22H15V25H17L16 23L18 22L17 21V19L18 18H16L15 19V17H16ZM123 15V14H122ZM206 15V16H205ZM238 15V16H237ZM241 15V14H240ZM251 15V14H250ZM254 15V14H253ZM12 16V17H13ZM28 16H30V15H28ZM65 16H68L67 14H65ZM73 16V15H72ZM71 16V17H72ZM151 15H149V17H150ZM157 16V15H156ZM159 16V15H158ZM158 16H157V18H158ZM235 16H237V17H239V14H236ZM235 16H233V17H235ZM244 16V15H243ZM248 16H249V14H248ZM261 16H264V14L262 15L261 14ZM64 17V16H63ZM97 17H98V14H97ZM146 17V16H145ZM233 17H231L232 19H233ZM236 17V18H237ZM246 17V16H245ZM244 17V18H245ZM255 18L257 17V16H254ZM3 18V19H4ZM51 18V17H50ZM61 18V17H60ZM60 18H58V19H60ZM228 18V19H227ZM240 18V17H239ZM250 18H252L251 16L249 17V19ZM254 18V19H255ZM2 19V18H1ZM2 19V20H3ZM72 19V18H71ZM76 19H77V15H76ZM91 19V18H90ZM119 19V18H118ZM132 19V18H131ZM159 19V18H158ZM262 19H264V17L262 18ZM163 20H161V21H163ZM227 20H229V21H227ZM243 20V19H242ZM241 20V21H242ZM5 21V20H4ZM41 21V20H40ZM55 20L53 19V22H54ZM71 21V20H70ZM75 20H73V22H74ZM99 20H97L96 22H98ZM115 21V20H114ZM127 21V22H128ZM158 21V20H157ZM159 21H160V19H159ZM158 21V22H159ZM249 21V20H248ZM251 21V20H250ZM249 21V22H250ZM10 22V23H11ZM38 22V21H37ZM48 22H49V20H48ZM53 22H52V26H53ZM96 22H95V24H96ZM227 22H229V24H230V27H229V25H228V23ZM236 22V21H235ZM234 22V23H235ZM238 22H239V20H238ZM260 22H262V20H260ZM27 23V22H26ZM32 23H33V21H32ZM78 23V22H77ZM84 23V22H83ZM126 23V22H125ZM160 23V22H159ZM167 23H165V24H167ZM243 24V23H245V20H244V22L242 21V22H240V24ZM263 23V22H262ZM5 24V23H4ZM14 24V23H13ZM13 24H11V26L13 25ZM19 22H18V25L17 26H15L16 27V29H17V27L19 26ZM46 24V23H45ZM44 24V25H45ZM60 24V23H59ZM98 24V23H97ZM143 24V25H142ZM235 24H237V23H235ZM254 24H255V22H254ZM7 25V24H6ZM64 25V24H63ZM79 25V24H78ZM148 25V24H147ZM146 25V26H147ZM262 25V24H261ZM14 26V25H13ZM24 26H25V24H24ZM32 26V25H31ZM43 26V25H42ZM55 26V25H54ZM71 26V25H70ZM73 26V25H72ZM119 26H121V25H119ZM122 26H124V25H122ZM146 26H143V27H146ZM150 26H151V24H150ZM158 26H159V24H158ZM162 25H160L159 27H161ZM169 26V25H168ZM239 26V25H238ZM241 26V25H240ZM249 27V25H246V27ZM20 27V26H19ZM57 27V26H56ZM61 27V26H60ZM97 27H98V25H97ZM125 27V26H124ZM129 27V26H128ZM149 27V26H148ZM153 27V26H152ZM163 27H164V25H163ZM169 27V28H170ZM235 27V26H234ZM242 27V26H241ZM254 27V26H253ZM13 28V34H15L14 33V31H16V30H14L15 28L14 27H12ZM53 28H55V27H53ZM154 28H158L157 26L156 27H154ZM165 28H168L167 26H165ZM164 28V29H165ZM237 28V27H236ZM235 28V29H236ZM245 28V27H244ZM251 27H249V29H250ZM11 29V28H10ZM23 29V28H22ZM39 29V28H38ZM56 29V28H55ZM126 29V28H125ZM164 29H162V30H164ZM171 29V28H170ZM246 29V28H245ZM7 30V29H6ZM19 29H17V32H16V35H14L13 37L14 38H8V40H10V41H8L9 43H8V45H6L5 47H7V49H5L1 44H0V59L2 60L3 58H7V59H11L12 61H13V57H18V59H22V61H20V63H18V59H16V60H14L16 63H18V70H19V72H20V74L19 73H17L18 75L16 76V77H12L13 76V74H11V72L12 73H14L12 70H8L7 71V73H9V74H7L6 72H4L5 74H7V75H10L9 76V78L10 77H12L13 78V80H14V78L16 79L17 77H19V75H20V77L22 78V80H19V79H21L20 77L18 78V80L20 81L19 83L21 84V85H18V86H21L22 88H21V90H20V88L18 87H16V89H19V91H21V93H23V96H24V94L26 95V96H29L28 94L29 93H31V92H33L34 91V94L33 93H31V94H33V96L32 97H30L29 99H28V101H26V102H24L22 105H25L24 107H22V105H20V104H18V106H21L20 108L22 109V108H24V110L22 111V112H24V114H22L21 115V113L19 112V116L20 117H18V116H14V117H18L19 119L18 120H21L20 118H22L24 115H26V113L27 112H29V114L27 113V118H28V115L29 116H31V118H32V116L36 113V114H38V113H40L39 111H38V109H39V107L41 106V104H42V102L44 101V100H47V98H45V96L50 92L49 91V87L48 86H46L45 85V82H44V77H43V75H42V72H43V70H42V72H41V75H37L36 73H39V71L37 72L36 71V73H35V69L33 70L34 72L33 73H31L30 74V71L29 70H31V72H32V65H34V64H36L37 63V61L39 60L38 58V60H36V57L39 55H37V56H35L34 54H36V53H38V52H34L33 53V55L31 56V55H29V56H27L25 53L23 54V55H20V56H18V54H20L19 52H20V43L22 42V38H24L25 37V35L26 34H24L23 32V34L24 35H22V34H19V37H17V33H20L19 31H18ZM24 30H26L25 28H24ZM28 30V29H27ZM69 30V29H68ZM143 29H141V31H142ZM149 30H150V28H149ZM154 30V29H153ZM166 30H169V29H166ZM165 30V31H166ZM173 30V31H174ZM240 30V29H239ZM239 30H238V32H239ZM244 30V29H243ZM0 31H1V29H0ZM10 31V30H9ZM20 31H22L21 29H20ZM57 31V30H56ZM72 31V30H71ZM150 31H152V30H150ZM157 31H159L160 32V29H158V30H156V32ZM170 31V30H169ZM5 32V31H4ZM7 32V31H6ZM5 32V33H6ZM58 32V31H57ZM235 32H236V30H235ZM242 32H244V31H242ZM241 32V33H242ZM251 32V31H250ZM9 34L11 33V31L10 32H8ZM55 32L53 31V34H54ZM58 33H60V30H59V32ZM90 33V32H89ZM144 33V32H143ZM146 33V32H145ZM158 33V32H157ZM156 33V34H157ZM166 33V32H165ZM240 33V34H241ZM245 33V32H244ZM255 33V32H254ZM41 34V33H40ZM39 34V35H40ZM85 34V33H84ZM158 34H160V33H158ZM179 34V33H178ZM177 34V35H178ZM235 34H237V32L235 33ZM239 34V33H238ZM252 34V33H251ZM256 34V33H255ZM254 34V35H255ZM12 35V34H11ZM20 35H22V36H24V37H22V36H20ZM47 35V34H46ZM56 35H58V34H56ZM107 35V34H106ZM155 35V34H154ZM172 35H173V32H172ZM249 35H250V33H249ZM253 35V34H252ZM3 36V35H2ZM6 36V35H5ZM54 36V35H53ZM65 36H66V34H65ZM104 36V35H103ZM153 35H151L150 37H152ZM158 36V35H157ZM163 36V35H162ZM162 36H160V37H162ZM180 36V35H179ZM240 36V35H239ZM246 36H247V34H246ZM4 37V36H3ZM8 37V36H7ZM11 37V36H10ZM60 37V36H59ZM105 37V36H104ZM141 37V36H140ZM155 36H153L152 38H154ZM159 37V38H160ZM250 37H253V36H250ZM1 38V37H0ZM63 38V37H62ZM147 37H145V39H146ZM149 38V37H148ZM158 38V37H157ZM164 38V37H163ZM162 38V39H163ZM187 38H189V37H187ZM262 38V37H261ZM58 39H61V38H58ZM82 39V38H81ZM172 39V38H171ZM178 39H181V36H180V38H178ZM252 39V38H251ZM31 40V39H30ZM43 40V39H42ZM57 40V39H56ZM68 40V39H67ZM123 40H124V38H123ZM126 40H127V38H126ZM142 40H143V38H142ZM155 40V39H154ZM158 40H161V39H157V42H158ZM170 40V39H169ZM187 40V39H186ZM250 40V39H249ZM256 40V38L254 39V41ZM259 40V39H258ZM5 41V40H4ZM28 41V40H27ZM101 41H102V38H101ZM137 41H138V43H137ZM178 41V40H177ZM190 41V40H189ZM257 41V40H256ZM260 41H261V39H260ZM2 42V41H1ZM42 42V41H41ZM45 42H47V41H45ZM57 42V41H56ZM61 42V41H60ZM124 42H125V40H124ZM154 43L156 42V40L155 41H153ZM153 42H151V43H153ZM194 41H192L191 43H193ZM263 42V41H262ZM61 43H64V41H62ZM126 43V42H125ZM153 43V44H154ZM160 43H163V42H160ZM159 43V44H160ZM186 43H188V42H186ZM198 43V42H197ZM251 43V42H250ZM25 44V43H24ZM60 44V43H59ZM66 44V43H65ZM69 43H67V45H68ZM116 44V43H115ZM180 44V43H179ZM195 44V43H194ZM241 44H242V42H241ZM254 44V43H253ZM252 44V46H249V48L250 47H254L255 48V46ZM260 44V43H259ZM54 45V44H53ZM64 45V44H63ZM125 45V44H124ZM141 45H144V44H141ZM176 45H178V44H176ZM190 45V44H189ZM196 45V44H195ZM199 45H201V44H199ZM198 45V46H199ZM249 45V44H248ZM261 45V44H260ZM22 46H23V44H22ZM45 46V45H44ZM73 46H74V44H73ZM78 46H79V44H78ZM139 46V45H138ZM179 46V45H178ZM194 46V45H193ZM192 46V47H193ZM243 46V45H242ZM176 47V46H175ZM183 47V46H182ZM181 47V48H182ZM189 47H191V46H189ZM260 47V46H259ZM61 48V47H60ZM65 48H67V47H65ZM169 48V47H168ZM196 48V47H195ZM198 48V47H197ZM207 48V47H206ZM249 48L247 49V51L249 50ZM262 48V47H261ZM176 49H178V48H176ZM191 49V48H190ZM250 49H253V48H250ZM259 49V48H258ZM257 49V50H258ZM73 50H74V47H73ZM136 50V51H135ZM173 50H174V47H173ZM188 50V49H187ZM203 50H204V48H203ZM245 50V49H244ZM31 51V50H30ZM36 51V50H35ZM64 51V50H63ZM66 51V50H65ZM122 51V50H121ZM139 51V50H138ZM182 51V50H181ZM200 51V50H199ZM69 52H72V51H69ZM69 52H68V55H69ZM73 52H75V51H73ZM96 52H97V54H98V49L96 50ZM173 52V51H172ZM174 52H175V50H174ZM177 52V51H176ZM197 52V51H196ZM200 52H202V51H200ZM260 52V51H259ZM76 53V52H75ZM78 53V52H77ZM87 53V52H86ZM89 53V52H88ZM95 53V52H94ZM122 53V52H121ZM154 53H156V51L154 52ZM153 53V54H154ZM191 53V52H190ZM246 53H248V52H246ZM255 53V51L252 53V54H254ZM96 54V53H95ZM200 54V53H199ZM199 54H197V55H199ZM12 55H13V57H12ZM70 55H73L72 53L70 54ZM75 55L76 54H74V57H75ZM123 55V54H122ZM202 55H203V53H202ZM212 55V56H213ZM31 56V57H30ZM133 56V57H132ZM141 56V55H140ZM153 56V55H152ZM185 56H186V54H185ZM13 59H12V58ZM39 57V56H38ZM69 57V56H68ZM67 57V58H68ZM73 57V56H72ZM142 57V56H141ZM206 57H207V54H206ZM71 58V56L69 57V59ZM137 58V57H136ZM183 58V57H182ZM202 58V57H201ZM204 58V57H203ZM209 58V57H208ZM208 58H207V60H208ZM263 58V57H262ZM154 59H156V55L154 56V58H153V60L152 61H154ZM190 59V58H189ZM4 60H6V59H4ZM4 60H2L3 62H5ZM68 60V59H67ZM66 60V61H67ZM142 60V59H141ZM206 60V59H205ZM204 60V61H205ZM206 60V65H208V61ZM211 60V59H210ZM8 61V60H7ZM13 61V62H14ZM30 61H32V65L30 66V64H31V62ZM41 61V60H40ZM40 61H38V63L40 62ZM68 61H70V60H68ZM79 61V60H78ZM103 61V60H102ZM138 61H140V60H138ZM25 62V63H24ZM75 62V61H74ZM105 62V61H104ZM199 62V61H198ZM12 63V62H11ZM11 63H9V65L11 64ZM37 63V64H38ZM41 63V62H40ZM130 63V64H129ZM134 63V62H133ZM132 63V64H133ZM201 63V62H200ZM211 63H209V65L211 64ZM261 63H262V61H261ZM12 64H14V66H16L15 65V63H12ZM11 64V65H12ZM25 64V65H24ZM138 64V63H137ZM7 64H5V66H6ZM10 65V66H11ZM42 65V64H41ZM60 65V64H59ZM68 65H70L69 67H71V61H70V63L68 64ZM117 65V64H116ZM198 65V64H197ZM196 65V66H197ZM218 65V64H217ZM4 66V67H5ZM8 66V65H7ZM6 66V67H7ZM27 67V69H26V67ZM148 66V65H147ZM166 66V65H165ZM200 66V65H199ZM204 66V65H203ZM32 67V68H31ZM61 67V66H60ZM67 67V66H66ZM74 67V66H73ZM104 67V66H103ZM136 67H138V66H136ZM151 67V66H150ZM185 67V66H184ZM211 67V66H210ZM209 67V68H210ZM8 68V67H7ZM12 68H14L13 67V65H12ZM40 68H41V66H40ZM39 67L37 68V69H40ZM154 68H155V65H154ZM154 68H153V64H152V69L153 70H150V71H148L147 72V74L148 73H154ZM189 68V67H188ZM5 69V68H4ZM9 69V68H8ZM29 69V70H28ZM72 70H74L73 68H71ZM128 70H129V68H127ZM143 69V68H142ZM186 69V68H185ZM212 69V73H213V68H211ZM215 69L216 68H214V72H215ZM7 69H5V71H6ZM14 70H16V69H14ZM125 70V71H124ZM131 70V69H130ZM201 70H202V68H201ZM204 70V69H203ZM209 70V69H208ZM9 71H11V72H9ZM54 71V70H53ZM66 71V70H65ZM71 71V70H70ZM168 71V70H167ZM211 71V70H210ZM209 71V73H211ZM15 72H18V71H15ZM72 72V71H71ZM74 72V71H73ZM80 72H81V75H80V73H79V76H81V77H84V78H87L89 75H91L90 73H89V70H88V67H87V63H86V60L85 61H81L80 62ZM198 72V71H197ZM203 72V71H202ZM205 72H207V71H205ZM2 73V72H1ZM4 73H3V75H4ZM63 73H65V72H63ZM76 73H77V71H76ZM76 73H74V79L76 80V82H78L79 83V85L78 86H80V87H78L79 88V90L80 91H78V92H80V95L77 97V99H76V103L74 104V106H73V108H71L72 110H71V116L70 115H68V116H70V121H69V123H68V132H69V134H70V136H71V141H72V145H73V147L75 148V150H77V151H75L74 149V151H75V153H77V152H79L80 154H79V159H80V156H84V153L86 154V152H85V149H86V147H88V145H86V146H84L85 144L83 143V144H81V142H80V140H78V137H79V135H81L80 134V132L82 131V120H81V118L79 117L80 115H79V109H81V102H83L84 101V98L86 99L87 97H91V98H93L94 99V94H95V92H96V90H98L99 88H96V89H89L88 87H86V86H84L83 84H81V82H80V77H78V75L76 74ZM94 73V72H93ZM129 73V72H128ZM193 73V72H192ZM200 74H201V72H199ZM198 73V74H199ZM208 73V72H207ZM207 73H205V75L207 74ZM209 73H208V75H209ZM211 73V74H212ZM215 73H217V71L215 72ZM15 74V73H14ZM56 74V73H55ZM132 74V73H131ZM146 74V73H145ZM177 74V73H176ZM3 75H1L3 78H6L7 77V79H8V76H3ZM59 75V74H58ZM93 75V74H92ZM140 75V74H139ZM174 75V74H173ZM191 75V74H190ZM195 75H197V74H195ZM195 75H193V76H195ZM204 75V76H205ZM217 75L218 74H216V77H217ZM50 76V75H49ZM57 76V75H56ZM98 76V75H97ZM123 76V77H122ZM146 76H149V75H146ZM160 76V75H159ZM165 76V75H164ZM180 77V75L179 74H177V76L176 77ZM198 77H199V75H197ZM203 76V75H202ZM210 76V75H209ZM209 76H207V77H209ZM213 76V75H212ZM212 76H210V77H212ZM215 76V75H214ZM214 76H213V79H214ZM72 77V76H71ZM122 77V78H121ZM126 77H128L127 75H126ZM174 77V76H173ZM191 77H192V75H191ZM48 78V77H47ZM128 78H130V77H128ZM127 78V79H128ZM164 78V77H163ZM195 78V77H194ZM220 78H215V79H219L220 80ZM59 79V78H58ZM132 79V78H131ZM131 79H129V82H130V80ZM169 79V78H168ZM177 79V78H176ZM179 79V80H178ZM177 80L179 81L178 83L180 84V78H178ZM192 79V78H191ZM208 79H211V78H208ZM207 79V80H208ZM213 79H212V81H213ZM215 79H214V81H215ZM1 80H3L2 78L0 79V82H1ZM6 80V79H5ZM4 80V81H5ZM11 80V79H10ZM17 80V81H18ZM97 80V79H96ZM205 80V79H204ZM207 80H205L206 82L205 83H207ZM16 81V80H15ZM159 81V80H158ZM161 81H162V79H161ZM165 81H166V79H165ZM172 81H174V80H172ZM209 81V80H208ZM211 81V80H210ZM216 81H218V80H216ZM3 82V81H2ZM1 82V83H2ZM48 82V81H47ZM75 82V81H74ZM75 82V83H76ZM119 82V83H118ZM122 82V81H121ZM140 82V81H139ZM164 82V81H163ZM168 82V81H167ZM183 82H184V80H183ZM193 82V81H192ZM204 81H202L201 83H203ZM221 82H222V84H224L223 83V81L221 80ZM4 83V82H3ZM73 83V82H72ZM92 83V82H91ZM132 83H133V81H132ZM134 83H135V81H134ZM142 84H143V82H141ZM160 85H161V83L160 82H158ZM158 83H156V84H158ZM169 83H170V81H169ZM177 83V84H178ZM205 83H204V85H205ZM5 84V83H4ZM17 84V83H16ZM117 84V85H116ZM122 84V83H121ZM138 84V83H137ZM153 84V83H152ZM158 84V85H159ZM193 84V83H192ZM192 84H190V85H192ZM222 84H221V86H222ZM159 85V86H160ZM165 85V84H164ZM190 85H189V87H190ZM197 85V84H196ZM200 85H202V84H199V86H197V88L198 87H200ZM210 84H209V82H208V86H209ZM235 85V86H234ZM242 85V84H241ZM2 86V85H1ZM6 86V85H5ZM103 86H105L106 88H104ZM108 85L106 84V85H104L103 83H102V86H101V89L100 90H102V87H103V91L102 92H107V87ZM128 86V85H127ZM138 86V85H137ZM147 86H149V85H147ZM154 86V85H153ZM158 86V87H159ZM169 86V85H168ZM175 86V85H174ZM178 86V85H177ZM180 86H182L181 84H180ZM180 86H178L179 88H180ZM194 86V85H193ZM203 86V85H202ZM202 86L199 88V90L202 88ZM207 86V87H208ZM220 86V87H221ZM7 87V86H6ZM114 87V86H113ZM125 87V86H124ZM165 87V86H164ZM195 87V86H194ZM204 88H206V85L205 86H203ZM211 87V86H210ZM227 87V86H226ZM232 87V88H233ZM239 88L241 87L240 85L238 86ZM5 88V87H4ZM12 88H14V87H12ZM115 88V87H114ZM149 88H151V87H149ZM183 88H186V87H183ZM197 88H194L195 90L197 89ZM221 88H225V87H221ZM245 88V87H244ZM152 89V88H151ZM156 89V88H155ZM191 89V88H190ZM203 89V88H202ZM207 89V88H206ZM222 89V90H223ZM230 89H231V87H230ZM238 89V88H237ZM1 90V89H0ZM7 90H9V88L7 89ZM100 90H99V94H100ZM109 90H111V88L110 89H108V91ZM112 90H113V88H112ZM134 90V89H133ZM154 90V89H153ZM160 90V92L163 90H161V89H159ZM177 90H178V88H177ZM177 90H176V92L175 93H177ZM183 91V93H185V95H186V93H187V95L186 96H183V97H188L189 98V102H190V100H193V99H190L191 97L193 98L194 96L196 97V98H199L198 96H197V93H196V91H194V90H192V91H189V88H188V90L186 91V92H184V89H182ZM198 90V89H197ZM198 90V91H199ZM226 90V89H225ZM228 90V89H227ZM234 90H236V89H233V92H234ZM248 90V89H247ZM246 90V91H247ZM14 91H16V90H14ZM19 91L18 92H13V91H8V94L7 95H10V93L9 92H12V93H15L17 96H15V97H18L19 99H20V96L22 95L21 93H20V95H18V93H19ZM156 92H159V91H157V90H155ZM164 91H166V90H164ZM169 91V90H168ZM189 91V92H188ZM204 91V90H203ZM206 91V90H205ZM3 94H2V93ZM96 92V94L98 95V93ZM102 92H101V94H102ZM154 92V91H153ZM155 92V93H156ZM159 92V93H160ZM163 92V91H162ZM180 92V90L178 91V93ZM237 92V91H236ZM248 92V91H247ZM7 93V92H6ZM11 93V94H12ZM94 93V94H93ZM170 93V92H169ZM169 93H164L163 92V94H168V96H170L169 95ZM172 93V92H171ZM177 93V94H178ZM181 93V92H180ZM183 93H181V94H183ZM210 93V92H209ZM223 93V92H222ZM254 93V92H253ZM69 94V93H68ZM93 94V95H92ZM103 94H105V93H103ZM199 94H200V92H199ZM201 94H202V91H201ZM205 94V92L202 94L203 96H205L204 95ZM224 94H225V92H224ZM223 94V95H224ZM234 94V93H233ZM1 95H2V97H1ZM6 94H5V92H3V91H0V101H2L3 99H5V97L3 98V96H5ZM76 95V94H75ZM174 95V94H173ZM179 95V94H178ZM207 95V94H206ZM226 95V94H225ZM224 95V96H225ZM11 96V95H10ZM13 96H14V94H13ZM13 96L11 97L12 98V103H13V101H14V99H13ZM60 96V95H59ZM93 96V97H92ZM157 96V95H156ZM160 96H163V95H160ZM159 96V97H160ZM167 96V95H166ZM172 96V95H171ZM241 96H242V94H241ZM176 98V100H177V97H179V96H175ZM182 97V98H183ZM194 97V98H195ZM226 97H228L227 98V100L228 99H231L232 98V95H229V96H227L226 95ZM226 97H222V98H226ZM230 97V98H229ZM233 97H234V95H233ZM249 97V96H248ZM3 98V99H2ZM6 98H7V96H6ZM10 98V99H11ZM21 98H22V96H21ZM59 98H61V97H59ZM75 98V97H74ZM156 98V97H155ZM163 98V97H162ZM169 98V97H168ZM213 98V97H212ZM250 98H251V96H250ZM249 98V99H250ZM19 99H17L18 101H19ZM62 99V98H61ZM87 99H89V98H87ZM86 99V100H87ZM105 98H101V99H99V100H97L95 103H93L94 105H92V106H90V109L88 110V114L86 115V117H87V119L85 120L86 121V123L88 122V123H90V122H92V119L91 118H93V117H95L96 116V113H100V111H106V113L109 111L108 110V107H107V100L105 101L104 100ZM163 99H165V98H163ZM184 99H186V98H184ZM6 100H8V98L7 99H5L4 100V102H6ZM16 100V99H15ZM16 100V101H17ZM24 100V99H23ZM92 100V99H91ZM90 100V101H91ZM104 100V101H103ZM146 100V99H145ZM168 100V99H167ZM173 100V99H172ZM10 101V102H11ZM16 101H15V106L17 107V103H16ZM20 101H22V100H20ZM89 101V100H88ZM101 101H103V102H101ZM187 100H185L184 102H186ZM197 101H200L199 99L197 100ZM221 101H223L222 99H221ZM229 101V100H228ZM232 101V100H231ZM247 101H248V99H247ZM252 101V100H251ZM98 102H99V105H98ZM182 102H183V99H182ZM188 102V103H189ZM194 102H196V100L194 99ZM225 102V101H224ZM262 102V101H261ZM3 103V101L1 102V104ZM19 103H21V102H19ZM51 103V102H50ZM83 103H86V102H83ZM103 103V104H102ZM164 103V102H163ZM176 103V102H175ZM187 103V104H188ZM191 103H192V101H191ZM226 103V102H225ZM233 103V102H232ZM252 103V102H251ZM3 104H5V103H3ZM2 104V105H3ZM102 104V105H101ZM186 104V105H187ZM197 104V103H196ZM219 104V103H218ZM222 103L220 102V105H221ZM224 104V103H223ZM227 104V103H226ZM13 105V104H12ZM40 105V106H39ZM46 105H47V103H46ZM162 105V104H161ZM191 104L189 103V105H187V106H190ZM252 105V104H251ZM1 106V105H0ZM63 106V105H62ZM83 106H84V104H83ZM165 106V105H164ZM172 105H170V107H171ZM192 107L194 106L195 107V104H193V105H191ZM217 106V107H216ZM215 106V108H217V110H219L218 108V105H216ZM226 106V105H225ZM225 106L223 105V107L225 108ZM12 107V106H11ZM16 107H13V108H15L16 109ZM161 107V106H160ZM212 107H213V105H212ZM212 107H210V109L212 108ZM4 108V107H3ZM2 108V109H3ZM10 108V107H9ZM19 108V107H18ZM41 108V107H40ZM48 108H50L49 106H48ZM57 108H59V107H57ZM83 108V107H82ZM86 108V107H85ZM173 108V107H172ZM185 108V107H184ZM187 108V107H186ZM214 108V109H215ZM221 108V107H220ZM258 108V107H257ZM10 109H12V108H10ZM21 109H20V111H21ZM56 109V108H55ZM66 109V108H65ZM151 110V111H153V113H154V111H156V115H158V120L155 122V127L153 128L154 130H155V132H158L159 134H160V136H161V139L160 140H158V142H156L154 145H152L151 147H152V151L153 152H155V153H157L158 155H159V157H160V155H161V158L160 159H162L163 161H166V160H164L163 158L165 157L166 159H167V157L170 159V157H169V155H171L172 153H171V143L169 144V148L166 146V141H167V139L169 138L168 136H169V132H170V129L168 128V127H171V126H169V121L172 119L170 116H169V114H168V110L166 109V108H164L163 109V111H161V110H159V105L157 104V103H152L151 104V106L150 107H148V108H146V110ZM183 109V107L181 108V110ZM189 109H191V108H187V114L188 113H190V111H189ZM194 109V108H193ZM195 109H196V107H195ZM244 109H245V107H244ZM13 111H14V109H12ZM17 110L18 109H16L15 111L16 112H12L11 111V114H13V113H15V115H16V113H17ZM40 110V109H39ZM47 110V109H46ZM82 110V109H81ZM84 110V109H83ZM132 110V109H131ZM177 110V109H176ZM221 110V109H220ZM130 111V110H129ZM158 111V112H157ZM192 111V110H191ZM198 111H201V109L200 110H198ZM212 111V110H211ZM223 111V110H222ZM252 111V110H251ZM9 112V111H8ZM42 112H44V111H42ZM41 112V113H42ZM113 112H115L114 110H111V113H113ZM185 112V111H184ZM184 112H182V113H184ZM193 112V111H192ZM195 112H196V110H195ZM216 112V111H215ZM219 112V111H218ZM230 112H231V109H230ZM229 112V113H230ZM3 113H4V111H3ZM10 113V112H9ZM80 113H82V112H80ZM152 113V114H153ZM179 113V112H178ZM181 113V114H182ZM201 113V112H200ZM207 114L209 113V112H206ZM206 113H205V115H206ZM211 113V112H210ZM209 113V114H210ZM221 113V112H220ZM224 113V112H223ZM46 114V113H45ZM69 114V113H68ZM117 114V113H116ZM155 114V113H154ZM203 114V113H202ZM208 114V115H209ZM213 114H214V112H213ZM213 114H210V115H213ZM218 114V113H217ZM237 114V113H236ZM8 115V120L10 121V118H9V115L10 114H7ZM18 115V114H17ZM82 115V114H81ZM175 115V114H174ZM177 115V114H176ZM186 115V114H185ZM2 116V115H1ZM0 116V117H1ZM13 116L11 115V118L12 119H15V120H12L11 119V121H14V123L15 122H17L18 120H17V118H13ZM50 116V115H49ZM107 116V115H106ZM155 116V115H154ZM182 116V115H181ZM183 116H184V114H183ZM187 116V115H186ZM200 116V115H199ZM216 116V115H215ZM7 117V116H6ZM34 117V116H33ZM36 117V116H35ZM46 117H47V115H46ZM97 117V116H96ZM210 117V116H209ZM214 117V116H213ZM213 117H211V118H213ZM217 117V120H218V117H219V119H220V116H216ZM222 117V116H221ZM251 117H254V116H251ZM4 118V117H3ZM3 118L1 117L0 118V122H1V120H2V122H5L6 123V121H3ZM26 117H25V119H27ZM31 118L29 117L28 118V120H26L27 121V123H28V127L30 128H28L27 126H25V124L23 125V126H25V127H27L28 129H25V127L23 128V129H25L26 131L28 130H31L32 128L30 127V125H32V124H30L29 123V120H31ZM37 118H38V116H37ZM154 118V117H153ZM174 118H176V117H174ZM183 118V117H182ZM185 118V120H186V118L187 117H184ZM202 118V117H201ZM243 118V117H242ZM255 118V117H254ZM7 119V118H6ZM23 119V118H22ZM33 120V122H34V118H32ZM44 119H45V117H44ZM54 119V118H53ZM65 119V118H64ZM170 119V120H169ZM199 119V118H198ZM206 119H208V117L206 118ZM205 119V120H206ZM210 119V118H209ZM4 120H5V118H4ZM40 120H42V118L40 119ZM47 120V119H46ZM103 120V119H102ZM154 120V119H153ZM215 120V119H214ZM230 120V119H229ZM10 121V122H11ZM24 121V120H23ZM26 121H24V123L26 122ZM53 121V120H52ZM55 121V120H54ZM64 121V120H63ZM66 121V120H65ZM98 121V120H97ZM208 121V120H207ZM262 121V120H261ZM1 122V123H2ZM10 122H7V123H10ZM21 122V121H20ZM19 122V123H20ZM32 122V123H33ZM39 122V121H38ZM51 122V121H50ZM199 122H200V120H199ZM198 122V123H199ZM202 122V121H201ZM204 122V121H203ZM213 121H211V123H212ZM235 122V121H234ZM233 122V123H234ZM251 122V121H250ZM6 123V124H7ZM11 123H13V122H11ZM13 123V124H14ZM18 123V124H19ZM44 123V122H43ZM48 123V122H47ZM65 124H67V122H64ZM118 123V122H117ZM180 123H182V122H180ZM205 123H206V121H205ZM210 123V122H209ZM214 124H215V121L213 122ZM4 124V123H3ZM2 124V125H3ZM6 124H5V126H6ZM20 124H23L22 122L20 123ZM30 124V125H29ZM37 124H39V123H37ZM45 124H46V121H45ZM196 124H197V122H196ZM200 124H202V123H200ZM200 124H198L199 125V127H200ZM243 124V123H242ZM263 125H264V123H262ZM1 125V124H0ZM1 125V126H2ZM10 125H12V124H7V126L9 127ZM17 125V124H16ZM27 125V124H26ZM61 125V124H60ZM84 125V124H83ZM117 125V124H116ZM153 125V126H154ZM186 125V124H185ZM194 125V124H193ZM198 125L196 126V128L198 129V130H196V131H198V132H201L200 130H199V128H198ZM204 125V124H203ZM206 125V124H205ZM254 125V124H253ZM258 125H259V123H258ZM13 126V125H12ZM11 126V127H12ZM22 126V125H21ZM45 126V125H44ZM43 126V127H44ZM47 126V125H46ZM45 126V127H46ZM49 126V125H48ZM47 126V127H48ZM51 126V125H50ZM176 126V125H175ZM195 126V125H194ZM215 126L216 125H214V127H212V130L211 131H213V128H215ZM245 126V125H244ZM10 127V128H11ZM14 127H16V126H14ZM17 127H18V125H17ZM16 127V128H17ZM39 127V126H38ZM46 127V128H47ZM54 127V126H53ZM109 127V126H108ZM149 127V126H148ZM263 127V126H262ZM2 128V127H1ZM0 128V129H1ZM5 130H6V128L5 127H3ZM9 128V129H10ZM15 128V129H16ZM178 128V127H177ZM180 129H181V127H179ZM203 128V127H202ZM206 128V127H205ZM216 128H219L218 126H216ZM221 128V127H220ZM2 130V131H4V132H7V130L5 131V130ZM13 129V128H12ZM14 129V131H16ZM18 129V128H17ZM53 129V128H52ZM118 129V128H117ZM149 129V128H148ZM152 129V128H151ZM190 129H193V128H189L188 130L190 131ZM210 129H211V127H210ZM245 129V128H244ZM11 130V129H10ZM19 130H22V129H19ZM17 131L16 132V134L14 133V132H7L8 134H9V137H10V135L12 136L13 134L14 135H16L17 136V134H20L19 132H21V131ZM25 130H23V132H22V135H21V137L22 136H25V135H23V134H26V133H24V131ZM47 130V129H46ZM45 129H40L39 130V132H37L35 135H33V137L31 138V140H30V142H27L26 140H23V137L21 138L22 140H23V142L25 141V142H27V146H28V143H29V148H28V150H30V154H29V156L28 155H26V158H28L29 160H28V163H30V164H32L33 166L32 167H34V172H32V173H30V174H28V172H27V170L29 169L28 168V166H25V167H27V169H25L24 167H23V165H22V163L20 164V165H22V167H23V170H25V172H21V169H19L20 167H19V165H17V164H14V162L12 161L13 160V158H14V156H16L17 155V153L16 152H13V147L14 146H16L17 144H14V146H12V148H11V150H12V152L10 153V154H12V153H14V155L13 156H11L10 158H12V160L10 161L9 159V156L7 157L6 155H10V154H8V152H7V154L5 155V157L4 158H7V160H9V162H8V164H9V166L10 165H17V167H19L18 168V170L17 171H20L21 172V174H23V176H21L19 173V175L21 176L20 178H19V182L17 181V180H15V182L16 183H19L14 189H13V191L15 192H13L12 193V195H10V188L8 187V186H10L9 184L11 183L10 182V180H9V177H8V179H6V177L9 175H11V174H8L7 176L6 175H4V174H2V173H0V181L2 182L3 181V179H4V182H2V183H0V188H1V190H0V201L2 202V204H1V206H11V203H13V204H15V206H18V205H20V204H22V202H24V201H27V199H29V198H33V199H37V200H40L41 202H45V203H48L49 204V208L47 209V206H46V208L44 209V212H46L47 213V218L46 219H44L43 218V216H42V212L40 211V210H37V211H25L23 208H19V210H16L13 214H11V219L9 220V221H7L6 223L4 222L2 225L0 224V228L2 227V229H3V231H6V230H8L10 227H12L13 229H20L21 230V232H22V235H21V238L20 239H23L24 238V236L25 235H29L30 233H32L33 235H30V237L29 238H32V244L33 245H39V244H41L42 245V243L44 242V241H46V240H49L50 241V247L53 249V251L51 252V253H54V254H56V258H58L57 257V254L58 253H61V256H62V258H60V262L59 261H56L55 260V258L52 260V262L53 263H42L41 261H42V259L43 258H45V256H46V254H47V252L45 251V246H40V247H38V249H35L34 250V252L33 253H28V251H24L23 253L24 254H26L25 256H24V259H17V260H13V262L12 263H5V264H62L61 262H62V260H63V263H67V264H76V262H75V260H73V258L74 257H72V252H73V249H71V246L69 245V243L71 242L72 244H74L75 243V241H76V239H77V236H78V232H77V226L75 227V228H72V230L70 229V227H69V221H67V222H65V219H66V214L62 211V209H61V207L58 205V202H61L66 196H64V193H65V189L63 188L64 187V185L69 181V177L66 175V174H60V172L58 171V168H59V166H61V161H62V157L61 158H56L57 156H58V152H55V153H53L52 154V152L54 151V148H56V143L58 144V142L56 141V139L55 140H51V138L52 139H54V138H56L55 136H57L56 134L55 135H53L52 133H50V135H49V138L47 137L46 138V136H45V133H47V131H46ZM55 128H54V132H55ZM83 130H86V129H83ZM90 130V129H89ZM172 130H173V128H172ZM177 130V129H176ZM179 130V129H178ZM204 130V129H203ZM202 130V131H203ZM216 130V129H215ZM214 130V131H215ZM242 130V129H241ZM248 130V129H247ZM2 131H0V132H2ZM9 131V130H8ZM13 131V130H12ZM36 131V130H35ZM35 131H32L31 130V132H35ZM116 131V130H115ZM214 131H213V133H214ZM226 131V130H225ZM228 131V130H227ZM243 131V130H242ZM250 131V130H249ZM3 132V134H5ZM49 132V131H48ZM52 132V131H51ZM66 132V131H65ZM85 132V131H84ZM223 132V131H222ZM240 132V131H239ZM256 132V131H255ZM261 132V131H260ZM6 133V134H7ZM30 132H27V134L29 135V136H27V137H29L30 138V134H29ZM87 133V132H86ZM103 133V132H102ZM117 133V132H116ZM148 133V132H147ZM146 133V134H147ZM150 133H151V131H150ZM170 133H172V131L170 132ZM187 133V132H186ZM191 133V132H190ZM197 133V132H196ZM203 133H204V131H203ZM207 133V132H206ZM212 133V132H211ZM218 133H219V131H218ZM245 133V132H244ZM243 133V134H244ZM247 134H248V132H246ZM251 133V136H252V132H250ZM1 134V133H0ZM6 134L3 136L2 134V138H5V136H6ZM33 133H31V135H32ZM38 134V135H37ZM79 134V135H78ZM84 134V133H83ZM82 134V135H83ZM88 134V133H87ZM93 134H94V131H93ZM112 134V133H111ZM126 134V133H125ZM145 134V135H146ZM166 134H168L167 136H166ZM179 134V133H178ZM201 135H202V132L200 133ZM242 134V135H243ZM253 134H254V131H253ZM259 134V133H258ZM47 135H48V133H47ZM63 135V134H62ZM77 135H78V137H77ZM84 135H86V134H84ZM190 135H192V133L190 134ZM193 135H194V133H193ZM208 135V134H207ZM213 135V134H212ZM215 135H217V132H216V134ZM238 135V134H237ZM256 135V134H255ZM51 136V137H50ZM90 136V135H89ZM95 136V135H94ZM154 136V135H153ZM172 136V135H171ZM177 136V135H176ZM175 136V137H176ZM183 136V135H182ZM195 136V135H194ZM197 136V135H196ZM195 136V137H196ZM199 136V135H198ZM197 136V137H198ZM211 136V135H210ZM249 135H247V137H248ZM260 136V135H259ZM8 137V138H9ZM13 137H15V136H13ZM13 137H11V140L13 139ZM45 138V140H44V138ZM81 137V136H80ZM80 137H79V139H80ZM87 137V136H86ZM96 137V136H95ZM110 137V136H109ZM128 137H129V141H128V144H129V147H130V149L132 150V151H135L136 152V154L138 153V155H141V153H139V152H141V150L139 149V141H140V134L138 133V132H135V131H130V133H129V135H128ZM186 137H188V136H186ZM196 137V138H197ZM208 137V136H207ZM7 137L5 138V141H7V139H8ZM16 138V137H15ZM14 138V139H15ZM17 138L19 139V137L17 136ZM59 138V137H58ZM90 138V137H89ZM92 138V137H91ZM119 138H121V136L119 137ZM153 138V137H152ZM174 138V137H173ZM209 138V137H208ZM207 138V139H208ZM236 138H239V137H236ZM10 139V138H9ZM8 139V144L5 146L4 144H5V141L2 139V141H3V143H2V146L4 145V148L6 147L7 148V146L10 144V140ZM13 139V140H14ZM21 139H19V140H21ZM82 139V138H81ZM85 139V138H84ZM83 139V140H84ZM94 139V138H93ZM93 139H91V141H93ZM154 139V138H153ZM188 139V138H187ZM239 139H241V138H239ZM239 139H236V140H239ZM250 139V138H249ZM252 139V138H251ZM261 138H259V140H260ZM90 139H88V141H89ZM110 140V139H109ZM170 140V139H169ZM184 140V139H183ZM226 140V139H225ZM234 140H235V138H234ZM235 140V141H236ZM245 140H247V138L245 139ZM1 140H0V145H1V142H2ZM66 141V140H65ZM91 141H90V143H91ZM156 141V140H155ZM247 141H249V140H247ZM118 142V141H117ZM127 142V141H126ZM184 142H185V140H184ZM195 142V141H194ZM207 142H208V140H207ZM89 143V144H90ZM152 143V142H151ZM169 143V142H168ZM183 143V142H182ZM186 144H187V142H185ZM206 143V142H205ZM237 143V142H236ZM241 143V142H240ZM250 143V142H249ZM258 143H260L261 144V142H258ZM13 144V142H11V145ZM92 144H94V143H92ZM121 144V143H120ZM145 144V143H144ZM208 144H209V142H208ZM234 144V143H233ZM245 144V143H244ZM243 144V145H244ZM263 144V143H262ZM10 145V146H11ZM18 145H20V147L22 148V146H24L25 145V143H24V145L22 144V142H21V144H18ZM17 145V146H18ZM119 145V144H118ZM173 145V144H172ZM191 145H192V143H191ZM232 145V144H231ZM240 145V144H239ZM256 145H258L257 143H256ZM1 146V149L3 148ZM17 146L15 147L16 148V150H17ZM60 146V145H59ZM92 146V145H91ZM188 146H190L189 145V142H188ZM209 146V145H208ZM213 146V145H212ZM233 146V145H232ZM234 146H237V145H235L234 144ZM248 146V145H247ZM255 146V145H254ZM9 147V146H8ZM20 147H19V149H20ZM25 147V146H24ZM85 147V148H84ZM90 147V146H89ZM88 147V148H89ZM120 147V146H119ZM185 147H186V145H185ZM191 147V146H190ZM189 147V148H190ZM238 147V146H237ZM246 147V146H245ZM259 147H261L262 148V146H260L259 145ZM259 147H258V149H259ZM6 148H5V150H6ZM15 148H14V150H15ZM26 148V147H25ZM24 148V149H25ZM91 148V147H90ZM104 149H105V147H103ZM191 148H193V147H191ZM214 148V147H213ZM236 148V147H235ZM239 148H241V147H239ZM238 148V149H239ZM255 149H256V147H254ZM0 149V150H1ZM7 149H9V148H7ZM95 149V148H94ZM127 149V148H126ZM145 149V148H144ZM184 149V148H183ZM230 149V148H229ZM257 149V151H259ZM4 150V149H3ZM3 150H1L2 152H4ZM10 150V149H9ZM8 150V151H9ZM15 150V151H16ZM28 150H26L27 152H29ZM32 150V151H31ZM65 150H66V148H65ZM125 150V149H124ZM186 150H188V149H186ZM20 151H22V149L20 150ZM19 151V152H20ZM68 151V150H67ZM105 151H106V149H105ZM138 151V152H137ZM183 151V150H182ZM197 151V150H196ZM256 151V150H255ZM263 151V150H262ZM6 152V151H5ZM25 152V150L23 151V153ZM189 152L192 154V150L190 151L189 150ZM220 152V151H219ZM237 152H238V150H237ZM241 152V151H240ZM260 152H261V150H260ZM15 153H16V155H15ZM23 153H18V154H20V157H23V159L25 160V153H24V155L22 156V154ZM69 153H70V151H69ZM75 153H71L72 155L74 154L75 155ZM182 153V152H181ZM189 153V154H190ZM216 153V152H215ZM225 153V152H224ZM255 153V152H254ZM264 153V152H263ZM4 154V153H3ZM3 154L1 155V153H0V155L1 156H3ZM27 154V153H26ZM188 154V155H189ZM196 154V153H195ZM202 154V153H201ZM234 154V153H233ZM69 155V154H68ZM146 155V154H145ZM148 155V154H147ZM183 155H184V153H183ZM182 155V156H183ZM187 155V156H188ZM193 155V154H192ZM221 155V154H220ZM223 155V154H222ZM221 155V156H222ZM255 155H258V154H255ZM262 152H261V157H260V159H263L264 158V156H263V158H262ZM28 156V157H27ZM111 156V155H110ZM127 156V155H126ZM126 156H125V158H126ZM258 156H260V154L258 155ZM18 157V156H17ZM19 157V158H20ZM76 157V156H75ZM86 157V156H85ZM97 157V156H96ZM109 157V156H108ZM123 157V156H122ZM128 157H129V155H128ZM141 157V156H140ZM150 157V156H149ZM163 157V158H162ZM174 157V156H173ZM193 157H194V155H193ZM192 157V158H193ZM240 157V156H239ZM244 157V156H243ZM0 158H3V157H0ZM9 158V159H8ZM16 158V157H15ZM15 158H14V160H15ZM89 157H87V159H88ZM111 158V157H110ZM191 158V159H192ZM206 158V157H205ZM213 158V157H212ZM242 158V157H241ZM254 158V157H253ZM67 159V158H66ZM84 159V158H83ZM86 158H85V160H87ZM106 159V158H105ZM116 159V158H115ZM123 159H124V157H123ZM122 159V160H123ZM128 159V158H127ZM151 159V158H150ZM176 159V158H175ZM190 159V158H189ZM255 159V158H254ZM256 159H258V158H256ZM255 159V160H256ZM1 160V159H0ZM20 160V159H19ZM19 160H17V161H19ZM81 160L82 159H80V162L79 163H82V165H81V169H79V171L81 172H79L80 174H81V184H77L78 186L80 185V187H79V190H80V200H81V203H80V205H81V216L79 217V219L81 220L80 221V223H78V225L79 226H83L84 227V230L86 231V233H85V235H86V238H88L89 240H91L92 242H93V240H95V242L94 243H98V240H97V238H98V235H97V230H96V227H95V224L91 221V220H94V219H91V217H92V212L90 211V209L91 208H89L92 204H90V202H89V195H90V189H89V183H88V181H87V179L89 178V176H88V178L86 177V173L88 172L87 170V168L85 167V164H87V163H84V162H87V161H83V162H81ZM114 160V159H113ZM118 160V159H117ZM161 160V161H162ZM202 160V159H201ZM204 160V159H203ZM218 160V159H217ZM220 160V159H219ZM259 160V159H258ZM258 160H257V163H258ZM16 161V162H17ZM21 161H22V159H21ZM131 161V160H130ZM129 161V162H130ZM162 161V163H164ZM183 161V160H182ZM188 161V160H187ZM194 160H192V162H193ZM2 162H4V161H2ZM1 161H0V164L2 163ZM6 162V161H5ZM4 162V163H5ZM12 164H11V163ZM15 162V163H16ZM99 162V161H98ZM106 162V161H105ZM119 162V161H118ZM118 162H116V163H118ZM125 162V161H124ZM132 162V161H131ZM179 162V161H178ZM241 162H243V161H241ZM7 163V162H6ZM5 163V164H6ZM20 163V162H19ZM26 163V162H25ZM127 163V162H126ZM143 163V162H142ZM166 163L168 164V161H166ZM187 163V162H186ZM216 162H214V164H215ZM4 164V165H5ZM125 164V163H124ZM132 164V163H131ZM185 164V163H184ZM235 164V163H234ZM243 164V163H242ZM246 164V163H245ZM261 166H263L264 167V163L263 162H261ZM4 165H1V166H4ZM12 165V166H13ZM26 165V164H25ZM29 165V164H28ZM105 165V164H104ZM126 165H128V164H126ZM157 165V164H156ZM166 165V164H165ZM191 166H192V164H190ZM189 165V166H190ZM197 165V164H196ZM203 165V164H202ZM226 165V164H225ZM238 165V164H237ZM240 165V164H239ZM253 165V164H252ZM5 166H7V164L5 165ZM4 166V168L1 170V171H4V169H6V167ZM87 166V165H86ZM107 166H109L108 164H107ZM111 166H112V164H111ZM110 166V167H111ZM115 166V165H114ZM122 166H124V165H122ZM132 166V165H131ZM151 166V165H150ZM188 166V167H189ZM191 166H190V168H191ZM201 166V165H200ZM220 166V165H219ZM8 167V166H7ZM14 167H16V166H14ZM16 167V168H17ZM31 167V166H30ZM78 167H80V166H78ZM89 167V166H88ZM93 167V166H92ZM104 167H106V166H104ZM109 167V168H110ZM116 167H118V166H116ZM115 167V168H116ZM138 167V166H137ZM154 167V166H153ZM161 167V166H160ZM178 167V166H177ZM183 167V166H182ZM188 167H187V169H188ZM218 167V166H217ZM233 167V166H232ZM77 168V167H76ZM75 168V169H76ZM130 168V167H129ZM149 168V167H148ZM147 168V169H148ZM159 168V167H158ZM163 168H165V166L163 167ZM190 168L188 169L189 171H190ZM194 168V167H193ZM219 168V167H218ZM222 168V167H221ZM251 168H253V167H251ZM0 169H1V167H0ZM90 169V168H89ZM111 169V168H110ZM127 169V168H126ZM215 169V168H214ZM7 171H8V169H6ZM30 170V169H29ZM66 170V169H65ZM116 170H118V168L116 169ZM130 170H131V168H130ZM133 170H134V168H133ZM132 170V171H133ZM191 170H193L192 168H191ZM200 170V169H199ZM218 170V169H217ZM233 170V169H232ZM243 170V169H242ZM247 170V169H246ZM0 171V172H1ZM87 171V172H86ZM102 171V170H101ZM108 171V170H107ZM122 171V170H121ZM145 171V170H144ZM155 171V170H154ZM163 171V170H162ZM194 171V170H193ZM227 171H228V169H227ZM235 171V170H234ZM239 171V170H238ZM16 172V171H15ZM109 172V171H108ZM117 172V171H116ZM115 172V173H116ZM120 172V171H119ZM128 172V171H127ZM140 172V171H139ZM147 172V171H146ZM146 172H144V173H146ZM170 172V171H169ZM187 172V171H186ZM192 172V171H191ZM243 172V171H242ZM3 173H5V172H3ZM13 173V172H12ZM17 173V172H16ZM103 173H104V171H103ZM151 173V172H150ZM164 173H166V171L164 172ZM163 173V174H164ZM179 173V172H178ZM187 173H189V172H187ZM206 173V172H205ZM222 173V172H221ZM236 173V172H235ZM244 173V172H243ZM246 173V172H245ZM252 173V172H251ZM261 173V172H260ZM259 173V174H260ZM7 174V173H6ZM17 174V175H18ZM102 174V173H101ZM111 175L112 174H114V171H113V173L111 172L110 173ZM129 174V173H128ZM135 174V173H134ZM171 174V173H170ZM194 174V176L196 175L195 173H193ZM233 174V173H232ZM247 174V173H246ZM262 174V173H261ZM16 175V176H17ZM78 175V174H77ZM96 175V174H95ZM104 175H105V173H104ZM119 175V174H118ZM150 175V174H149ZM148 175V176H149ZM162 175V174H161ZM161 175H160V177H161ZM204 175V174H203ZM228 175V174H227ZM264 175V174H263ZM66 176V177H65ZM80 176V175H79ZM144 176H145V174H144ZM147 176V175H146ZM170 176V175H169ZM188 176V175H187ZM244 176V175H243ZM253 176V175H252ZM11 177V176H10ZM17 177H19V176H17ZM119 177V176H118ZM120 177H121V172H120ZM159 177V176H158ZM167 177V176H166ZM195 177H197V176H195ZM194 177V178H195ZM217 177V176H216ZM215 177V178H216ZM231 177V176H230ZM250 177V176H249ZM256 177H257V175H256ZM263 177V179H264V176H262L261 175V178ZM112 178H114V177H112ZM129 178V177H128ZM130 178H132V177H130ZM151 178V177H150ZM252 178V177H251ZM258 178V177H257ZM261 178H260V181H261ZM115 179V178H114ZM121 180H122V177L120 178ZM145 179V178H144ZM146 179H147V177H146ZM163 179V178H162ZM173 179V178H172ZM186 179V178H185ZM196 179V178H195ZM211 179V178H210ZM245 179V178H244ZM259 179V178H258ZM13 180V179H12ZM78 180H79V178H78ZM100 180V179H99ZM111 180V179H110ZM118 180V179H117ZM124 180V179H123ZM149 181H150V179H148ZM168 180H169V178H168ZM207 180V179H206ZM236 180V179H235ZM250 180V179H249ZM106 181V180H105ZM108 181V180H107ZM140 181V180H139ZM161 181V180H160ZM174 181H176V180H174ZM178 181H179V179H178ZM189 181V180H188ZM224 181V180H223ZM241 181H242V179H241ZM246 181V180H245ZM252 181H253V178H252ZM256 181H257V179H256ZM260 181H258V182H260ZM14 182V181H13ZM97 182V181H96ZM115 182H116V179H115ZM144 182H146V183H150V182H148V181H145L144 180ZM157 182V181H156ZM173 182V181H172ZM196 182H197V179H196ZM199 182V181H198ZM231 182V181H230ZM57 183L58 184H60V185H63V187H59L60 185H57ZM103 183H105V182H103ZM120 183H123V182H120ZM130 183V182H129ZM166 183V182H165ZM195 183V182H194ZM205 183V182H204ZM208 183V182H207ZM211 183V182H210ZM224 183V182H223ZM242 183V182H241ZM243 183L245 184V182L243 181ZM261 183H264V182H261ZM260 183V184H261ZM114 184V183H113ZM117 184V183H116ZM116 184H115V186H116ZM126 184V183H125ZM153 184V183H152ZM174 184H176L175 182H174ZM191 184V183H190ZM209 184V183H208ZM237 184V183H236ZM243 184V185H244ZM251 184H253V183H251ZM259 184V185H260ZM76 185V186H77ZM100 185V184H99ZM112 185V184H111ZM127 185V184H126ZM136 185V184H135ZM144 185L145 184H143V186L142 187H144ZM171 185V184H170ZM201 185V184H200ZM225 185V184H224ZM239 185H240V183H239ZM238 185V186H239ZM246 185V184H245ZM69 186V185H68ZM114 186V187H115ZM119 187H120V184L118 185ZM134 186V185H133ZM150 186V185H149ZM158 186V185H157ZM173 186V185H172ZM191 186V185H190ZM192 186H194V184L192 185ZM234 186V185H233ZM240 186H242V184L240 185ZM264 186V185H263ZM11 187V186H10ZM100 187V186H99ZM103 187V186H102ZM113 187V186H112ZM128 187V186H127ZM147 187V186H146ZM169 187V186H168ZM194 187H196V186H194ZM207 187V186H206ZM214 187V186H213ZM249 187V186H248ZM254 187V186H253ZM260 187V186H259ZM262 187V186H261ZM118 188V187H117ZM116 188V189H117ZM122 188V187H121ZM120 188V189H121ZM132 188V187H131ZM148 188H150V187H148ZM173 188V187H172ZM193 187H191V189H192ZM237 188V187H236ZM240 188H242V187H240ZM263 189H264V187H262ZM99 189H101V188H99ZM115 189V188H114ZM147 189V188H146ZM156 189V188H155ZM207 189V188H206ZM209 189V188H208ZM212 189V188H211ZM243 189H245V188H243ZM246 189H247V187H246ZM258 189V188H257ZM261 189V188H260ZM78 190V191H79ZM102 190H104V189H102ZM119 190V189H118ZM143 190H144V188H143ZM149 191L151 190V189H148ZM223 190V189H222ZM251 190V189H250ZM188 191H189V188H188ZM192 191V190H191ZM195 191V190H194ZM237 191H238V189H237ZM244 191V190H243ZM255 192L257 191V190H254ZM122 192V191H121ZM126 192H127V190H126ZM138 192V191H137ZM145 192V191H144ZM151 192V191H150ZM193 192V191H192ZM196 192V191H195ZM198 192H199V190H198ZM208 192V191H207ZM229 192V191H228ZM232 192V191H231ZM230 192V193H231ZM251 192V191H250ZM262 192V191H261ZM123 193V192H122ZM147 193H148V191H147ZM166 193V192H165ZM189 193V192H188ZM209 193V192H208ZM218 193V192H217ZM244 193V192H243ZM245 193H246V191H245ZM263 194H264V192H262ZM118 194V193H117ZM119 194H121V193H119ZM125 194V193H124ZM146 194V193H145ZM148 194H150V193H148ZM171 194V193H170ZM194 194V193H193ZM200 194V193H199ZM223 194V193H222ZM237 194V193H236ZM250 194V193H249ZM254 194H256V193H254ZM173 195V194H172ZM180 195V194H179ZM185 195V194H184ZM204 195V194H203ZM202 195V196H203ZM213 195V194H212ZM248 194H246V196H247ZM257 195L258 196H262V194L260 193V194H258V192H257ZM150 196V195H149ZM171 196V195H170ZM220 196V195H219ZM219 196H218V199H219ZM222 196V195H221ZM220 196V197H221ZM228 196V195H227ZM235 196V195H234ZM253 196V195H252ZM257 196V197H258ZM118 197V196H117ZM116 197V198H117ZM121 197V196H120ZM126 197V196H125ZM145 197H147V195H145ZM152 197V196H151ZM175 197V196H174ZM201 197V196H200ZM251 197V196H250ZM250 197H248V198H250ZM255 198H256V196H254ZM148 198V197H147ZM155 198V197H154ZM169 198V197H168ZM222 198V197H221ZM246 199V198H245ZM79 200V201H80ZM120 200V199H119ZM185 200V199H184ZM192 200V199H191ZM206 200V199H205ZM220 200H222V199H220ZM226 200H228V199H226ZM253 200V199H252ZM11 202V203H10ZM76 202V201H75ZM120 202V201H119ZM166 202H167V199H166ZM187 202V201H186ZM189 202V201H188ZM237 202H238V200H237ZM249 202V201H248ZM254 202V204L252 203V209L254 210V212H255V214H257V215H260L261 216V214H263L264 215V196H262V197H260V198H258L257 200H255V201H253ZM30 203H32L33 204V202H30ZM73 203V202H72ZM118 203V202H117ZM124 203V202H123ZM135 203V202H134ZM154 203V202H153ZM160 203V202H159ZM222 203V202H221ZM220 203V204H221ZM225 203H227V202H225ZM27 204V203H26ZM109 204V203H108ZM118 204H120V203H118ZM197 204V203H196ZM122 205H124V204H122L121 203V206ZM150 205V204H149ZM189 205V204H188ZM223 205V204H222ZM9 206V207H10ZM108 206V205H107ZM121 206H117V207H121ZM151 206V205H150ZM184 206V205H183ZM209 206V205H208ZM208 206H206V207H208ZM248 206V205H247ZM92 207V206H91ZM96 208L95 209H97L95 212H96V215H97V217H98V219L100 220V219H102V218H104L105 217V215H104V213L103 212H105V208H104V205L102 204L101 206L99 205V206H95ZM160 207V206H159ZM223 207V206H222ZM249 207V206H248ZM80 208V207H79ZM110 208V207H109ZM239 208V207H238ZM26 209V208H25ZM117 209V208H116ZM207 209V208H206ZM217 209V208H216ZM237 209V208H236ZM249 209V208H248ZM251 209V208H250ZM250 209H249V211H250ZM5 210V209H4ZM8 210V209H7ZM93 210V209H92ZM140 210V209H139ZM146 210V209H145ZM191 210V209H190ZM201 210V209H200ZM221 210V209H220ZM225 210V209H224ZM229 210H231V209H229ZM240 210V209H239ZM238 210V211H239ZM9 211V210H8ZM66 211V210H65ZM114 211V210H113ZM120 211V210H119ZM127 211V210H126ZM167 211V210H166ZM217 211V210H216ZM25 212V213H24ZM107 212V211H106ZM129 212V211H128ZM190 212H192V211H190ZM208 212V211H207ZM222 212V211H221ZM231 212H232V210H231ZM241 212V211H240ZM239 212V213H240ZM94 213V212H93ZM148 213H149V211H148ZM188 213V212H187ZM186 213V214H187ZM214 213V215L216 214L215 212H213ZM219 213V212H218ZM250 213V215L247 217L248 218V221H250V219H249V217L251 216V211L249 212ZM95 214V213H94ZM121 214V213H120ZM129 214V213H128ZM145 214H147V213H145ZM152 214V213H151ZM212 214V213H211ZM231 214H233V213H231ZM241 214V213H240ZM3 215V214H2ZM19 215H21L20 217H19ZM130 215V214H129ZM148 215V214H147ZM195 215V214H194ZM202 215H206V214H202ZM209 215V214H208ZM263 215H262V217H263ZM157 216V215H156ZM161 216V215H160ZM196 216V215H195ZM218 216V215H217ZM216 216V217H217ZM121 217V216H120ZM130 217V216H129ZM144 217H145V215H144ZM150 217V216H149ZM192 217V216H191ZM206 217V216H205ZM204 217V218H205ZM210 217V216H209ZM259 217V216H258ZM9 218V217H8ZM93 218V217H92ZM142 218V217H141ZM145 218H147V217H145ZM144 218V219H145ZM211 218V217H210ZM215 218V217H214ZM214 218H211V219H214ZM240 218H243V216L242 217H240ZM245 218H246V216H245ZM251 218V217H250ZM264 218V217H263ZM1 219V218H0ZM121 219V218H120ZM124 219H126V215H124ZM139 219V218H138ZM143 219V220H144ZM148 219V218H147ZM150 219V218H149ZM211 219H209V220H211ZM217 219V218H216ZM253 219V218H252ZM153 220H154V217H153ZM152 219H151V222H153L154 223V221H153ZM165 220V219H164ZM163 220V221H164ZM240 220V219H239ZM245 219L243 218V221H244ZM120 221V220H119ZM118 221V222H119ZM131 221H134V220H131ZM145 221V220H144ZM231 221H233V220H231ZM242 221V220H241ZM242 221V222H243ZM245 221H247V220H245ZM248 221L247 222H245V223H248ZM252 221V220H251ZM124 222V221H123ZM204 222V221H203ZM203 222H202V224H203ZM262 222H264V221H262ZM122 223V222H121ZM136 223V222H135ZM143 223V222H142ZM146 223V222H145ZM212 223V222H211ZM211 223L209 224V226L211 225ZM222 223V222H221ZM244 223V224H245ZM250 223V222H249ZM107 224V223H106ZM129 224V223H128ZM160 224V223H159ZM218 224V223H217ZM108 225V224H107ZM117 225V224H116ZM133 225V224H132ZM144 226H145V224H143ZM192 225H195V224H192ZM215 225V224H214ZM243 225V224H242ZM4 226V227H3ZM113 226V225H112ZM122 226V225H121ZM128 226V225H127ZM130 226V225H129ZM155 226V225H154ZM158 226H160V225H158ZM163 226V225H162ZM162 226L160 227V228H162ZM245 226H246V224H245ZM244 226V227H245ZM114 227V226H113ZM156 227V226H155ZM154 227V228H155ZM179 227V226H178ZM191 227V226H190ZM195 227V226H194ZM205 227V226H204ZM212 227V226H211ZM247 227V230H248V226H246ZM251 227V226H250ZM103 228V227H102ZM112 228V227H111ZM123 228V227H122ZM124 228L126 229V231H127V229L129 228V227H125L124 226ZM131 228V227H130ZM165 228V227H164ZM218 228V227H217ZM230 228V227H229ZM241 228V227H240ZM258 228L260 229V233H261V231H264V223H261L259 226H258ZM116 229V228H115ZM157 230L159 229V228H156ZM170 229V228H169ZM197 229V228H196ZM129 230V229H128ZM143 230H145V228L143 229ZM155 229H153V231H154ZM163 230V229H162ZM208 230V229H207ZM251 230V229H250ZM132 231V230H131ZM135 231V230H134ZM165 232H166V230H164ZM176 231H177V229H176ZM188 231V230H187ZM209 231V230H208ZM123 232V231H122ZM212 232V231H211ZM214 232V231H213ZM223 232V231H222ZM230 232H232V231H230ZM241 232V231H240ZM250 232H252V231H250ZM99 233V232H98ZM125 233V232H124ZM140 233V232H139ZM155 233H157V231L155 230ZM194 233H195V231H194ZM217 233V232H216ZM238 233H239V231H238ZM127 234V233H126ZM154 234V233H153ZM170 234V233H169ZM186 234V233H185ZM213 234V233H212ZM241 234V233H240ZM252 234V233H251ZM254 234V233H253ZM120 235V232H112V233H110L109 235H108V238L110 239V238H113V237H115V236H119ZM140 235V234H139ZM142 235H144V233L142 234ZM243 235H244V233H243ZM137 236V235H136ZM155 236H157V235H155ZM160 236V235H159ZM240 236V235H239ZM250 236V235H249ZM10 236H8L7 238H9ZM12 237V236H11ZM158 237V236H157ZM156 237V239H158V238H160V237H158L157 238ZM180 237V236H179ZM257 237V236H256ZM16 238V237H15ZM85 238V237H84ZM120 238V237H119ZM143 238V237H142ZM144 238H145V236H144ZM152 238V237H151ZM194 238V237H193ZM234 238V237H233ZM249 238H251V236L249 237ZM87 239V240H88ZM104 239V238H103ZM103 239H101V241L103 240ZM164 240H165V238H163ZM221 239H223V238H221ZM237 239V238H236ZM30 240V239H29ZM96 240H97V242H96ZM106 240V239H105ZM108 240V239H107ZM113 240V239H112ZM128 240V239H127ZM151 240V239H150ZM149 240V241H150ZM190 240V239H189ZM251 240V239H250ZM249 240V241H250ZM154 241V240H153ZM172 241V240H171ZM170 241V242H171ZM216 241V240H215ZM227 241V240H226ZM246 241V240H245ZM244 240L242 241V242H245ZM145 242V241H144ZM152 242V241H151ZM159 242V241H158ZM158 242H156L155 244H157ZM166 242H168V241H165L164 243H166ZM177 242V241H176ZM230 242V241H229ZM248 242V241H247ZM253 242V241H252ZM252 242L250 241V243L252 244ZM46 243V242H45ZM108 243V242H107ZM150 243V242H149ZM152 243H154V242H152ZM164 243H163V246H164ZM214 243V242H213ZM235 243V242H234ZM263 243V242H262ZM4 244V243H3ZM25 244H27V242H21L20 243V246H21V248L22 247H25L24 245ZM29 244V243H28ZM130 244H132V243H130ZM162 244V243H161ZM169 244V243H168ZM167 244V245H168ZM208 244V243H207ZM236 244V243H235ZM237 244H238V242H237ZM236 244V245H237ZM245 244H246V242H245ZM248 244L249 243H247V246H248ZM254 244V243H253ZM91 245V244H90ZM97 245V244H96ZM104 245V244H103ZM125 245H126V243H125ZM129 245V244H128ZM133 245H135V244H133ZM143 245H145V244H143ZM159 245V244H158ZM171 245V244H170ZM198 245V244H197ZM235 245V246H236ZM241 245H242V243H241ZM1 246V245H0ZM8 246V245H7ZM6 246V247H7ZM29 246V245H28ZM112 246H114V245H112ZM137 246V245H136ZM139 246H141V245H139ZM138 246V247H139ZM247 246H244V247H247ZM5 247V248H6ZM106 247V246H105ZM146 247H148V246H146ZM145 247V249L146 250H148V251H150V249H147ZM149 247H150V245H149ZM154 247H155V245H154ZM164 247H166V246H164ZM204 247V246H203ZM226 247V246H225ZM241 247H243V246H241ZM251 247V246H250ZM86 248H87V246H86ZM90 248V247H89ZM144 248V247H143ZM188 248H189V246H188V244L187 245H183L182 247H180V251H181V254L182 255H186V253L188 252ZM248 248V247H247ZM91 249H93V246H92V248ZM90 249V250H91ZM104 249V248H103ZM109 249H111V248H109ZM160 249H162V248H159V250ZM165 249V248H164ZM229 249V248H228ZM234 249V248H233ZM238 249V248H237ZM240 249V248H239ZM89 250V249H88ZM107 250V249H106ZM153 250H155V248L153 249ZM166 250V249H165ZM164 250V251H165ZM169 250V249H168ZM221 250V249H220ZM232 250V249H231ZM248 250V249H247ZM83 251V250H82ZM111 251H112V249H111ZM130 251V250H129ZM132 251H133V249H132ZM135 251V250H134ZM171 251L172 250H170V252H168L169 254L171 253ZM190 251V250H189ZM211 251V250H210ZM242 251V250H241ZM113 252V251H112ZM111 252V253H112ZM120 252V251H119ZM142 252V251H141ZM156 252V251H155ZM166 253H167V251H165ZM164 252V253H165ZM173 252V251H172ZM206 252H207V250H206ZM262 252H263V250H262ZM74 253V252H73ZM89 257L87 258V260H86V263L85 264H94V262L92 263L91 262V260H90V255L91 254H89V251H86L85 252ZM118 253V252H117ZM147 253V252H146ZM149 253V252H148ZM151 253V252H150ZM165 253V254H166ZM225 253V252H224ZM231 253V252H230ZM229 253V254H230ZM235 253V252H234ZM247 253V252H246ZM249 253V252H248ZM247 253V254H248ZM258 253V252H257ZM4 254V253H3ZM23 254V255H24ZM93 254V253H92ZM169 254H167V255H169ZM173 255H174V253H172ZM196 254V253H195ZM211 255L212 254H215V253H213V252H211L210 253ZM252 254H253V252H252ZM251 254V255H252ZM261 254V253H260ZM48 255V254H47ZM109 255V254H108ZM107 255V256H108ZM113 255V254H112ZM181 255V256H182ZM211 255H210V259H211ZM225 255V254H224ZM227 255V254H226ZM250 254H248V256H249ZM110 256H111V254H110ZM150 256H153V255H150ZM170 256V255H169ZM216 256V255H215ZM133 257V256H132ZM149 257V256H148ZM147 257V258H148ZM174 257L175 258H177V256H175L174 255ZM212 257H213V255H212ZM224 257V256H223ZM252 257V256H251ZM260 257V256H259ZM52 258V257H51ZM99 258V257H98ZM170 258H171V256H170ZM185 257H183V259H184ZM218 258V257H217ZM221 258V257H220ZM230 258H231V256H230ZM50 259V258H49ZM110 258H108V260H109ZM123 259V258H122ZM152 259V258H151ZM154 259V258H153ZM152 259V260H153ZM165 259V258H164ZM163 259V260H164ZM173 259V258H172ZM215 259V258H214ZM219 259V258H218ZM226 259H229V257L228 258H226ZM235 259V258H234ZM237 259V258H236ZM235 259V260H236ZM256 259V258H255ZM108 260H106V261H108ZM124 260V259H123ZM203 260V259H202ZM212 260V259H211ZM233 260L232 259V262L234 261L236 264H248L249 262H248V258H246V259H244V258H238V260ZM254 260V259H253ZM7 261V260H6ZM31 261H32V263H31ZM79 261V260H78ZM112 261V260H111ZM126 261V260H125ZM132 261V260H131ZM228 261V260H227ZM231 261V259L229 260V262ZM250 261H251V259H250ZM50 262V261H49ZM179 262V261H178ZM187 262V261H186ZM189 262V261H188ZM188 262H187V264H188ZM193 262H195V260L193 261ZM218 262H219V260H218ZM220 262H222V263H220ZM219 262V264H223V261H220ZM225 262V261H224ZM233 262V263H234ZM253 262V261H252ZM251 262V264H253ZM108 264L110 263V262H107ZM111 263H114V262H111ZM142 263H143V261H142ZM156 263H157V261H156ZM155 263V264H156ZM161 264L163 263L162 261L160 262ZM211 264H214V263H212V262H210ZM228 263V262H227ZM234 263V264H235ZM255 263V262H254ZM257 263H262V262H260V261H258ZM1 264H3V263H1ZM158 264V263H157ZM164 264H166V262L164 263ZM168 264H170V263H168ZM179 264H185V263H182L181 261H180V263ZM209 264V263H208ZM225 264H226V262H225ZM232 264V263H231ZM263 264H264V262H263Z\"/></svg>",
    "mask_w": 264,
    "mask_h": 264
}]
</instances>
